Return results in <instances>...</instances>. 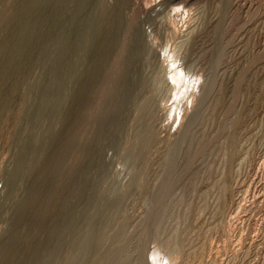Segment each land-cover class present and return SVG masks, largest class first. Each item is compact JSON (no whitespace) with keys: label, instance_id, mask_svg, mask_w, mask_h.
Returning <instances> with one entry per match:
<instances>
[{"label":"bare ground","instance_id":"obj_1","mask_svg":"<svg viewBox=\"0 0 264 264\" xmlns=\"http://www.w3.org/2000/svg\"><path fill=\"white\" fill-rule=\"evenodd\" d=\"M74 1H77V3H78V9L76 8V10L73 8V10H75V12L74 13H76L75 15L77 16V14H80L79 13V10H80V8H81V10H83L82 8H83V4L85 3L84 1L85 0H74ZM74 1H72V0H0V117L2 118V117H4L5 115H7V114H9V113H11V110H13V109H11V104L14 102V100L15 99H18L17 100V102L19 101V103L20 104H22V102H24V104H25V99H22L21 100V96L19 95V92H20V87L22 86V84H24L25 86L27 85L26 84V82L28 81V78H29V76L31 77V75H30V73L32 72V70H33V67H35V65H37L38 63H42V62H44V64L46 63V61L48 60V59H50V61H51V56H52V53H56V51H53L51 54H49V46H50V42L52 43V39L51 38H55V40L56 39H59V38H57L59 35H62V33H63V38H62V41H63V43L64 44H61V43H59V44H61V45H64V49H63V46H62V48L61 49H63V51H61V52H63L62 53V55H60L59 54V56H57L58 58L61 56V61H60V59L58 60L56 57H54L55 58V60L57 59L58 61V65H60L61 64V62H62V65H61V67L58 69V70H60V72L59 71H55V73H56V75H55V73H53V77H51V78H53V81L51 80V78L48 76L49 75V73L51 74V72L50 71H48V69H49V66H48V68H47V70L44 68V67H47V66H44L43 68L46 70V71H48L49 73H48V77L50 78L49 79V81H51V83L53 82V83H58V85L60 84L58 81H61L62 79H65V78H67V76H69L70 74H69V72H70V70H72V69H69V71L67 70L68 69V67H72L73 69H74V72H72V74H73V76L72 77H68V81H70L71 79H72V82H73V86H74V88H73V86L72 87H67L68 89H70L71 88V91L69 92V93H67L69 90L66 88V91L67 92H65V93H67L66 94V96L67 95H70V103L67 101V99H68V97H67V99H66V96H65V101H67L68 103H69V106L67 107L65 104L67 103H65V102H63V103H65L64 105H63V108L64 107H67V109H66V111H65V113H62L61 111V113L63 114H61L60 112L58 113V112H56L57 114L56 115H54V118L52 117V119L51 120H57V115H62V118H61V120L58 118V120L60 121V124H59V126H57L56 127V129H55V127L53 128V127H51L52 125H50V128L52 129H55V131L54 130H52L51 132H52V134L50 135V138H48L49 140L47 141V143H45L44 145H43V147L41 146L42 144H40V146L42 147L40 150H41V154H40V156H38V159L36 160V157H34L37 153H39V151L38 152H36V153H30L29 152V150H28V152L30 153V154H32V156H33V158H35V159H33L36 163H34V161H33V163L35 164H33L34 166H33V168L31 169V170H29V168L31 167V166H28V165H32L31 163H29L28 165H25V159H23V157H19L20 159L17 161V159H18V155L19 156H22V155H20V153H17L18 155L17 156H15V157H17V158H15L14 159V162L15 161H17L16 162V165L14 164V167H13V169H12V171L11 170H9V171H11L10 172V174L8 175L7 173H9V172H7L6 174H7V176H9L8 177V179H6V185H5V189H3L2 191L0 190V222H1V220H4V216H8V215H5L4 213H6V207L9 205L10 206V202H11V200L12 199H14L15 200V196H16V193L18 192V190H17V188L19 189V185H18V181L19 180H21V178L23 177V175H24V173H25V167H29V168H27V174H28V170L30 171V174H28V176H26V174H25V176L26 177H29L28 179H29V183H28V186L26 187V186H23V187H26V189H25V191L23 192V191H21L22 189H21V187H20V191H21V193L23 192V194L22 195H19L18 193H17V195H19V196H21L19 199H18V201L15 203V204H13V205H15L13 208H14V210L12 211V213H11V215L9 216L10 218L8 219V221H6L7 223L5 224V225H7V226H5L6 228L5 229H3L2 230V234H1V237H0V264H88V263H95V261H96V257L98 256L99 257V255H104L105 257H113L114 255H116L117 253H118V258H119V260L118 259H116V256H114L113 258H115L116 260H117V264H152V262H151V260H150V258H149V256H148V254L149 253H147L146 251H145V249L146 248H144V244L143 245H141L140 243H138V244H140L141 246H143L142 248H144V250L141 248V246L140 245H138L137 244V239L135 240L134 239V241L136 242V243H134L133 244V239H130L129 240V242H128V244L126 245V243L124 244V248H123V245H118L120 242H114L115 240H116V238L115 237H121V236H119L120 234H123V233H125L124 231H126L125 229L127 228V225H126V222H127V220L126 221H123V223L122 224H120L121 226L119 227V228H117V225H118V222L120 223V220L119 221H117L116 220V222H117V225L115 224V229L117 228V230L113 233V234H111L110 232V236H111V238L110 237H108L107 236V238H110V240H109V242H108V239L105 237L106 235H105V233H106V230H107V228L109 227V226H112L111 224H112V222L113 221H115L114 219H118V217H116L117 215L119 216L120 214V212H121V197H122V195H124L125 193H127L132 187H133V185L135 184L136 185V183H139L140 181L139 180H137L136 178H134V176H136V175H134L133 176V178H132V181H130L131 183H130V185L127 187V185H126V189H119V190H117V192L115 193L116 194V196H114L113 198L111 197V199H109L107 196L108 195H105V197H107L108 199H103V200H101V202L102 203H104V205H102V206H104V207H100V208H102V210L100 209H98L99 210V212L100 213H98V212H96V213H98V215H96V219L94 220H91L92 222L88 225V223H87V221H86V217H87V213H86V215H85V213H84V210H83V213H84V215L83 214H81L82 213V211H79L78 209H79V207H77V205L79 206V204L78 203H80V202H78L77 201V199H76V201L78 202H76L77 203V205H76V203H75V200L73 199L74 197H75V195L76 194H74V193H77L78 191H76V190H79L80 189V191H82L81 189H84V188H81L82 187V184L81 183H84V182H86L87 180L89 181V177H88V172H89V170L92 168V167H94L93 166V164L95 163V159L98 161V159L97 158H95L96 157V154H97V150H101V149H99V146H98V142H100V141H102V140H100V137L102 136V138H104L103 137V135L105 136V134H103V132H104V130H106V128L107 127H109V125H111L110 124V122L113 120L112 118H113V115H117V113L116 114H114V108L116 107H114L113 108V110L114 111H110V113H108V111H107V108L108 107H106L105 109H106V111H107V113L108 114H106V112L104 111L105 109L103 108V106H109V105H104V104H100V105H103V106H101L102 107V109H100V110H102V112H105V116H104V113H102L103 115L101 116L102 118L98 121V117L97 116H95V119H96V117L98 118L97 120H96V122L98 121L99 122V125H98V128L97 129H95V132L93 133L92 132V134H90V136L88 135H82L81 134V136H87L88 137V139L84 142L83 140V142L84 143H81V140L80 139H83V138H80L79 136V129H81L80 127H82L83 125L82 124H84L83 122H85V120L88 118V117H90V110H91V108H92V105H93V103L95 102V103H97L96 101H97V99L98 100H100L101 101V98H99V97H101L103 94H105V93H109L110 92V95H112L111 94V91H112V88H114V87H116V86H118V82L120 81V80H118V82L114 79V77H112V74H114V69H115V65H116V68H117V64L120 62L121 64H122V66H121V64L119 63L118 65H120L122 68L121 69H123V70H121L120 71V73H122L123 74V72L125 73V75L127 76L128 75V72H127V70L129 69L130 70V68L131 67H133L134 65H133V63L135 64L136 62H137V65H138V61L136 60V62H134V60H133V57H135V55L132 57V55H130L131 54V52L132 51H130L129 53V55H128V53H126V56H125V54H124V56L125 57H122L121 55H123V53H122V50H124V47L125 46H127V45H129L130 44V47L129 48H131V46H135V48H136V55H139V54H137V50L139 51L138 53H140V55H142L141 57H140V59L143 61V56H144V58H146L148 61L146 62V61H144L145 63H148L149 62V58L150 57H153V56H151V54L154 52L153 51V46H152V44L150 43V39L149 40H147V38H146V36L144 37L143 35L145 34H142V31L144 32L145 30H142V31H139V32H141V34L140 35H137L138 34V32H136V35H134L135 34V32H133V31H136V30H134L135 28H133V31H132V26L135 24V23H132V20H131V17L130 16H128L127 15V12H126V8L128 7V5H129V1L128 0H114V2H112V3H110V2H108V0H92L91 1V3L92 4H94L92 7H91V9H93L92 10V12H91V10H90V14L88 13V16L86 15V17L88 18H90V25L88 26V29H87V31H85V33L83 34L82 33V35L81 34H79V37L78 38H75V37H73V36H71V31H70V28L67 30V32H68V34H67V32H66V30L64 31V28H66V27H68L69 25L66 23V25H68V26H66V27H64L63 28V30H62V28H60L61 30H60V32H58L59 34H58V36L57 37H55V35L53 36V37H51V34H50V30H52V29H50L52 26H54L55 24L56 25H58L57 23L59 22V17H60V15L64 12V10L66 9V7L68 6V4L71 2H74ZM86 1H88V0H86ZM90 1V0H89ZM224 1V0H223ZM222 1V2H223ZM186 2V1H185ZM70 3V4H71ZM75 3V2H74ZM73 3V4H74ZM167 3V2H166ZM86 4V3H85ZM133 4V3H132ZM229 4V3H228ZM75 5H76V3H75ZM168 5V4H167ZM172 5H174V4H172ZM171 5V6H172ZM217 5V4H216ZM223 5V4H222ZM74 5H72V6H68L69 8H71V7H73ZM219 6H220V4H219ZM219 6H217L218 8H220ZM224 6V5H223ZM225 6H226V4H225ZM224 6V7H225ZM75 7V6H74ZM166 7V6H165ZM221 8V10H223V11H220V12H224V9L225 8ZM170 8V7H169ZM143 9V8H142ZM166 9H167V7H166ZM228 9V8H227ZM68 10V9H67ZM72 10V9H71ZM71 10H70V12H71ZM78 10V13L76 12ZM88 10V9H87ZM137 10V9H136ZM140 10V9H139ZM170 10H171V8H170ZM69 11V10H68ZM67 11V12H68ZM168 11V10H167ZM88 12V11H87ZM129 12V11H128ZM131 12V11H130ZM173 12V11H172ZM175 12V11H174ZM217 12H219L218 10H217ZM219 12V13H220ZM65 13H66V11H65ZM63 14L62 15V17L63 16H67V14ZM218 13V14H219ZM70 14H68V16H69ZM74 15V14H73ZM75 15H74V17L72 16V18H76L75 17ZM85 15V14H84ZM129 15H130V13H129ZM71 16V15H70ZM222 16H223V13H222ZM78 17V16H77ZM204 17V16H203ZM85 18V17H84ZM86 18V19H87ZM88 18V19H89ZM135 18V17H134ZM61 19H63V18H60V20ZM83 19V18H82ZM205 19V18H204ZM203 19V20H204ZM69 20V19H68ZM73 20V19H72ZM71 20V21H72ZM76 20V19H75ZM74 20V21H75ZM79 20V19H78ZM78 20H76V22L78 21ZM85 20V19H84ZM152 20V19H151ZM155 20V19H154ZM86 21V20H85ZM89 21V20H88ZM159 21V20H158ZM168 21V20H167ZM207 21V20H206ZM61 22V21H60ZM63 22V25H64V23H65V21H62ZM66 22H68V21H66ZM134 22V21H133ZM138 22V21H137ZM161 22V21H160ZM203 22V21H202ZM69 23H70V21H69ZM73 23V22H72ZM75 23V22H74ZM78 23H84V22H82V20L79 22L78 21ZM86 23L87 22H85V25H86ZM156 23V22H155ZM55 25V26H56ZM61 25V24H60ZM72 25V24H71ZM73 25H75V24H73ZM79 24H77V26H78ZM83 25L84 24H82V26H81V24H80V26L83 28ZM137 25V24H136ZM144 25V24H143ZM192 25V24H191ZM204 25V24H203ZM65 26V25H64ZM139 26V25H138ZM170 26V25H169ZM200 26V25H199ZM199 26H198V28H199ZM57 27V26H56ZM62 27V26H61ZM135 27H137V26H135ZM164 27V26H163ZM171 27H173V26H171ZM195 27V26H194ZM55 28V27H54ZM53 28V29H54ZM73 28H74V31H75V29L77 30V28H76V26L74 27L73 26ZM72 27H71V30L73 29ZM139 29H140V27H138ZM142 28V27H141ZM193 28V27H192ZM219 28H221V27H219ZM58 28H56L55 30H57ZM167 29H169V28H167ZM59 30V29H58ZM57 30V31H58ZM81 30V29H80ZM77 30L78 31V33H81V31H83L84 32V30H85V28L83 29V30ZM175 30V29H174ZM192 30H194V28L192 29ZM204 30V29H203ZM64 31V32H63ZM80 31V32H79ZM138 31V30H137ZM188 31V30H187ZM186 31V32H187ZM190 31H191V29H190ZM218 31H219V29H218ZM221 31H222V29H221ZM73 32V31H72ZM194 32H196V31H194ZM193 32V33H194ZM56 33V32H55ZM54 32H53V34H55ZM77 33V32H76ZM75 33V34H76ZM77 33V34H78ZM148 33V32H147ZM189 33V32H188ZM200 33V32H199ZM207 33V32H206ZM219 33V32H218ZM217 33V34H218ZM190 34V33H189ZM201 34V33H200ZM73 35H74V33H73ZM81 35V36H80ZM168 35V34H167ZM188 35V34H187ZM216 35V34H215ZM219 35V34H218ZM191 35H189V37H190ZM207 36V35H206ZM214 36V35H213ZM73 37V40H71V38ZM77 37V36H76ZM148 37V36H147ZM171 37V36H170ZM185 37V36H184ZM183 37V38H184ZM189 37H187V38H189ZM186 38V37H185ZM80 39H82V42L84 41L85 42V48L83 47V45H79V46H82L84 49H86L85 50V52L83 51V52H80V49H83V48H80L77 44L78 43H80L79 42V40ZM196 39V38H195ZM216 39H218V36L216 37ZM54 40V41H55ZM60 40V39H59ZM186 40V39H185ZM189 40V39H188ZM187 40V41H188ZM53 41V43H55L54 45H56V43H57V41L58 40H56L55 42ZM62 41H60V42H62ZM81 41V40H80ZM186 41V42H187ZM196 41V40H195ZM218 41H220V39H218ZM81 42V43H82ZM83 42V43H84ZM202 42H204L203 40H202ZM207 42V41H206ZM180 43V42H179ZM183 43V42H182ZM189 43H190V41H189ZM188 43V44H189ZM185 44V43H184ZM53 45V44H52ZM53 45V46H54ZM58 45V44H57ZM57 45L56 46H54L55 48H57ZM76 45L80 48H78V47H76ZM58 46H60V45H58ZM189 46V45H188ZM192 46V45H191ZM217 46V45H216ZM219 46V45H218ZM51 47V46H50ZM53 47V48H54ZM159 47V46H158ZM158 47H157V49H158ZM201 47V46H200ZM52 48V47H51ZM55 48L53 49V50H55ZM125 48H127V47H125ZM128 48V49H129ZM134 48V49H135ZM160 48V47H159ZM176 48V47H175ZM181 48H182V46H181ZM186 49H187V47H185ZM61 49H59L58 48V50H61ZM79 49V50H78ZM83 49V50H84ZM131 49H133V47L131 48ZM194 49V48H193ZM218 50L217 51H215V50H213L214 52L212 53L213 54V64L211 63V66H209V67H212L211 68V72H210V75H209V77L207 78V80H206V82L204 83V85H203V88H202V90H201V96H199L200 97V99H199V102H198V104H197V106L195 107V106H193V107H195L194 109H193V111L191 112V114H189V112H187L186 113V111H185V113L186 114H183L182 115V117H181V121H180V127H179V130H178V137L176 138V140H175V142L173 143L172 141V143H169V144H171L170 145V147L168 146V148H167V152H166V154H165V156H163V158H162V163H161V169L160 170H158L157 172H155L154 173V175H152L151 177H150V175L148 174V173H145V171H144V173L145 174H148V176L150 177L149 179L147 178L146 179V181H147V183L146 182H144V183H146L145 185H144V187H142L141 186V184H138V185H140V187H142V189H144V199L145 200H148V202H149V204L151 205V209L149 210V208H146V210L148 209L149 210V212H150V214L152 215L151 217H152V220L150 221L151 222V225L153 224V225H155V228L152 230V231H154V232H152V233H154L153 235H154V237L156 236H159L160 237V235L161 234H163V232L165 231V222H163V221H166V219H164V218H167V217H165V216H167L166 215V211L169 209L170 210V208H168V202H170L169 201V198H173L174 199V195H175V189H177V188H182V191H183V194L185 193V195L183 196V197H186V195L188 196V197H190L191 196V194H192V196H194L196 193H198L199 191H201L202 189L200 188L201 187V185H202V183H206V179L208 178V176L207 175H209V174H207V172H208V169L210 168L209 166H210V164H209V166H208V161H209V158H210V156L214 153V152H216L215 151V148H216V144H217V139H218V134L221 132V130L223 129V131H224V128H225V125H223L224 123L222 122L223 120V115H222V113H223V111H222V113L220 114V112H219V109H218V107H219V104H220V102L223 104L224 102H222L223 101V99L222 100H220L221 99V97L218 99L216 96V98H217V100H219V101H216L212 106L213 107H210L211 108V110L212 111H210V114H211V112H212V116H211V118L213 117V121H214V117L216 116V115H219L220 116V118L218 119V122L217 123H220L219 125H215V126H213V125H211V126H213V127H215L214 129H209L210 131H207V130H202V129H199L198 128V126L196 127V125L195 124H197V123H199L200 121H202L201 119L204 117V112L205 111H207V109H208V107H209V105H210V103H208L207 104V100L209 99V97H211L210 96V94H212V91H214L215 90V86H216V82H217V80H216V75H215V71H213L214 70V68H215V64L218 62V60L220 59V57H222V54H223V51L224 50H222L221 51V49H220V47H218L217 48ZM51 50V49H50ZM156 50V49H155ZM187 50H189V49H187ZM125 51L126 50H124V53H125ZM158 51V50H157ZM175 51H177L176 49H175ZM60 52V53H61ZM190 52V51H189ZM188 52V53H189ZM205 52V51H204ZM253 52V51H252ZM251 52V53H252ZM58 53V52H57ZM132 53H134V52H132ZM192 53V52H191ZM185 54V53H184ZM258 54V53H257ZM51 55V56H50ZM55 55V54H54ZM157 55H159V54H157L156 53V56ZM173 55V54H172ZM179 54L178 53H176V56H178ZM188 55V54H187ZM186 55V56H187ZM204 55V54H203ZM211 55V54H210ZM50 56V57H49ZM156 56H154L155 58H156ZM171 56V55H170ZM186 56H184L183 58H185ZM138 57V56H137ZM158 57V56H157ZM172 57H175V56H172ZM181 57V56H180ZM199 57V56H198ZM202 57V56H201ZM54 58H53V60H54ZM188 58V57H187ZM135 59H136V57H135ZM138 59V58H137ZM153 59V58H152ZM156 59H158V58H156ZM160 59V58H159ZM171 59V58H170ZM180 59V58H179ZM189 60V59H188ZM197 60V59H196ZM224 60V59H223ZM49 61V62H50ZM119 61V62H118ZM156 61H158V60H156ZM159 61H161V60H159ZM186 61V60H185ZM192 61H195V59L194 60H192ZM48 62V63H49ZM54 62V61H53ZM56 62V61H55ZM56 62V63H57ZM118 62V63H117ZM141 62V61H140ZM140 62H139V64H140ZM154 62V61H153ZM152 62V63H153ZM175 62H176V60H175ZM183 62V61H182ZM56 63H54L55 65V67H58V65H56ZM60 63V64H59ZM142 63V62H141ZM162 63V62H161ZM170 63V62H169ZM173 63H174V60H173ZM180 63V62H179ZM47 64V63H46ZM45 64V65H46ZM50 64H52V66H53V63H52V61H51V63ZM50 64H48V65H50ZM143 64V68L146 66V64H145V66H144V63H142ZM156 64H160L159 62L158 63H156ZM178 64V63H177ZM181 64V63H180ZM183 64V63H182ZM218 64V63H217ZM216 64V65H217ZM148 65H150V64H148ZM153 65H155L154 63H153ZM161 65V68H160V66L158 67V70H156L155 69V72H151V70H150V72L148 73V72H146V70L145 69H143V68H140V71H139V69H138V75L135 73V70H137V69H135L134 70V73H135V79L136 80H131V81H134L135 83H134V86L136 85V86H138L137 87V90H134V91H136V93H135V95H133V96H130V95H132L133 94V92L131 93V94H129L128 93V91L129 90H132L131 88L128 90V91H126V90H124L125 88H123V87H121L122 85H121V83H120V87L121 88H119V87H117V88H119V89H121L122 90V88H123V90L124 91H120V90H118L120 93H118V95L119 94H121L122 96V98H123V96L124 97H127V96H129V97H131V100L134 102V105L136 104L137 105V112H135V113H137L136 114V116H135V121H134V123L136 122L137 123V126H139L138 128H140V129H143V131L141 132V134H142V136L140 137L142 140H141V142L140 143H138V145H137V143L136 144H134V146L133 145H131V146H133L134 148H132V147H130L129 146V148H128V150L130 151V154H129V152H128V154H129V157H130V160L134 163V166L135 165H140V164H142L143 165V163L144 162H146V160L148 159V157H150V154H151V152L152 151H154L153 150V148H152V146H155L158 142H160V141H164L163 139H164V137H162L158 132H157V130H155L154 128V126H152V124H151V120H152V117L153 116H155L154 115V113H155V110H169V109H171V108H167V106L165 105L167 102H165L168 98L166 97V92L164 93V91H165V89H167L168 87H170L171 85H172V81H170V78H168V77H166L167 76V74L165 75V73H166V71L167 70H165V67L166 66H164V68L162 67L163 66V63L162 64H160ZM183 65H185V64H183ZM51 66V65H50ZM53 66V67H54ZM140 66V65H139ZM142 66V65H141ZM140 66V67H141ZM158 66V65H157ZM168 66V65H167ZM187 66V65H186ZM190 66H191V64H190ZM54 67V68H55ZM136 67V66H135ZM150 67V66H149ZM185 67V66H184ZM205 67V66H204ZM203 67V68H204ZM242 67V66H241ZM137 68H139L138 66H137ZM154 68H156V67H154ZM153 68V69H154ZM160 68V69H159ZM167 68H169V67H167ZM188 68H189V66H188ZM193 68V67H192ZM55 69H57V68H55ZM55 69H53V70H55ZM132 69V71H130V72H133V69L134 68H131ZM147 69V68H146ZM44 70V71H45ZM50 70H52V68H50ZM64 70L66 71L67 70V72H68V75L66 76V77H64L63 78V76H65V75H63L64 73H66V72H64ZM117 71H118V68L116 69ZM119 70H120V68H119ZM164 70H165V73H164ZM182 70V69H181ZM187 70V69H186ZM209 70V69H208ZM229 70V69H228ZM263 70V69H262ZM43 71V72H44ZM169 71V70H168ZM168 71H167V73H168ZM57 72L59 73V74H57ZM64 72V73H63ZM126 72H127V74H126ZM195 72H197V70L195 71ZM209 72V71H208ZM36 73V72H35ZM63 73V74H62ZM191 73V72H190ZM44 74V73H43ZM62 74V75H61ZM118 74H119V72H118ZM121 74V75H122ZM206 74V73H205ZM260 74V73H259ZM258 74V75H259ZM45 75H46V73H45ZM44 75V76H45ZM124 75V76H125ZM132 74H129V77L131 76ZM134 75V74H133ZM136 75L138 76V77H136ZM256 75V74H255ZM45 77V80H48L47 78L48 77ZM51 76V75H50ZM114 76H116V74H114ZM117 76H119V75H117ZM116 76V77H117ZM124 76H119L120 77V79H122ZM180 74H179V79H180ZM41 77V76H40ZM61 77H62V79H61ZM109 77H112L114 80H112V81H114V82H112L111 81V83H109V84H112V87L111 86H107V80L108 79H110ZM122 77V78H121ZM129 77L127 76V78L129 79ZM132 77V76H131ZM207 77V76H206ZM42 78L43 77H41V82H42ZM111 78V79H112ZM134 78V77H133ZM30 79V78H29ZM110 79V80H111ZM124 79V78H123ZM127 79V80H128ZM131 79V78H130ZM242 79V78H241ZM45 80H43L44 82H45ZM109 80V81H110ZM177 80V79H176ZM205 80V79H204ZM37 81H39V78H38V80ZM68 81H66V82H68ZM125 81V80H124ZM235 81V80H234ZM30 83H31V81H29ZM44 82H42V83H44ZM62 82H63V80H62ZM61 82V83H62ZM65 82V81H64ZM121 82H122V80H121ZM126 82H128V81H126ZM130 82V81H129ZM128 82V83H129ZM48 83V84H47ZM51 83H49L48 81H46V83L45 84H47V85H50ZM123 83V82H122ZM127 83V84H128ZM175 83H177V81L176 82H174V84ZM71 84V83H70ZM129 84H131V83H129ZM128 84V85H129ZM202 84V83H201ZM29 85V84H28ZM37 85V84H36ZM44 85V84H43ZM53 85V84H52ZM58 85H56V86H58ZM62 85V84H61ZM64 85H68V84H63V86ZM72 85V84H71ZM127 85V86H128ZM196 85V84H195ZM30 87H32L31 85H29ZM29 86H26V88L27 87H29ZM34 86H35V83H34ZM39 86V88H40V85H38ZM55 86V87H56ZM63 86H61V87H63ZM125 86V85H124ZM126 86V87H127ZM132 86V85H131ZM133 86V87H134ZM135 86V87H136ZM151 87V90H152V95L151 96H148V95H150V94H147V96L145 97L144 96V93H145V89H147L148 87ZM175 86H176V84H175ZM174 86V87H175ZM227 86V85H226ZM36 87V86H35ZM51 88L53 87V86H50ZM60 86H58L57 87V91H58V88H59ZM129 87V86H128ZM127 87V88H128ZM172 87V86H171ZM174 87H173V89H174ZM34 88V87H33ZM36 88H38V87H36ZM43 88H46V85H45V87H42V89ZM47 88H49V86L47 87ZM46 88V89H47ZM51 88H49V90H48V93H50L49 91L51 90ZM64 88V87H63ZM63 88H61V90L63 89ZM126 88V89H127ZM218 88V87H217ZM232 88V87H231ZM245 88H247V87H245ZM29 89V88H28ZM42 89L40 88V89H38L39 90V92H40V90L42 91ZM72 89H73V91H72ZM116 89V88H115ZM115 89H113V91L115 90ZM149 89V88H148ZM214 89V90H213ZM222 89V88H221ZM228 89V88H227ZM37 89H35L34 90V92H35V94L37 95V91H36ZM54 90V88H52V90L51 91H53ZM56 90V89H55ZM60 90V88H59V93L57 92V91H55V95H56V98L58 97V95L56 94V92L58 93V94H62L61 96H63L64 97V89L62 90L63 91V93L62 92H60L61 91ZM117 90V89H116ZM150 90V91H151ZM170 90H171V88H170ZM169 90V91H170ZM193 90H194V88H193ZM225 90V89H224ZM22 91V90H21ZM29 91V90H28ZM31 91V90H30ZM29 91V92H30ZM44 91V90H43ZM117 91V92H118ZM147 91V90H146ZM216 91V90H215ZM230 91V90H229ZM25 92H27V89H26V91H24L23 92V94L21 93V95H23V97H24V93ZM29 92H27V93H29ZM34 92L32 93V94H34ZM45 92V91H44ZM43 92V93H44ZM117 92H116V95H117ZM149 92V91H148ZM168 92V91H167ZM171 92H173V90L172 91H170V94H171ZM193 92V91H192ZM42 93V92H41ZM41 93H38V95H37V97L40 95L41 96ZM46 93H47V91H46ZM112 93H114V92H112ZM150 93V92H149ZM257 93V92H256ZM32 94H30L31 96H33ZM35 94H34V96H35ZM51 95L53 94V93H50ZM168 94V93H167ZM173 94V93H172ZM193 93H191V95H192ZM226 94V93H225ZM19 95V96H18ZM26 95V94H25ZM29 94H27V96H28ZM43 95H45V93L43 94ZM41 96V97H43L42 99H44V97L45 96ZM54 95V94H53ZM59 95V96H60ZM169 95V94H168ZM219 95V94H218ZM231 95V94H230ZM255 95H257V94H255ZM33 96V98H35ZM46 96L48 97L49 96V98H50V95H48V94H46ZM60 96V97H61ZM108 96H109V94H108ZM112 96H115V95H112ZM111 96V98H113L114 100H115V98L114 97H112ZM41 97H40V99H41ZM46 97V98H47ZM63 97L61 98V99H63ZM105 97H106V95H105ZM118 97V96H117ZM116 97V98H117ZM120 97V96H119ZM119 97H118V99H119ZM120 97V98H121ZM128 97V98H129ZM121 98V99H122ZM167 98V99H166ZM189 98V97H188ZM227 98V97H226ZM28 99H30L29 97H28ZM28 99L26 100V101H28ZM53 99H55V98H53ZM60 99V98H59ZM109 99V98H108ZM125 99V98H124ZM193 99V98H192ZM233 99H234V97H233ZM232 99V100H233ZM257 99V98H256ZM32 100H34V99H30L29 101L31 102ZM45 100V99H44ZM47 100H48V98H47ZM47 100H45V101H47ZM50 100H52V96H51V98H50ZM63 100V101H64ZM107 100V99H106ZM105 100V101H106ZM113 100V101H114ZM120 100V99H119ZM119 100H117V101H119ZM127 100V99H126ZM130 100V99H129ZM211 100H213V99H211ZM211 100H210V102H211ZM38 101H39V99H38ZM43 101V100H42ZM44 101V102H45ZM57 101V103H58V100H56ZM55 101V102H56ZM100 101L98 102V103H100ZM111 101V100H110ZM116 101V102H117ZM121 101H123V99L121 100ZM169 101H170V99H169ZM238 101V100H237ZM41 102V101H40ZM43 102V103H44ZM47 102H49V101H47ZM52 102H54V100L52 101ZM51 102V103H52ZM60 102H62V101H60ZM59 102V103H60ZM129 102V101H128ZM179 102V101H178ZM177 102V103H178ZM18 103V104H19ZM34 103H35V101H34ZM42 103V104H43ZM67 103V104H68ZM94 103V104H95ZM103 103H105V102H103ZM108 103V102H107ZM113 104L115 103V102H112ZM122 103V102H121ZM121 103L120 104H118V103H115L117 106L118 105H121ZM123 103L124 104H126V105H128L129 103H125L124 101H123ZM123 103H122V107H123ZM132 103V102H131ZM213 103V102H212ZM26 104H27V102H26ZM30 104V103H29ZM31 104H32V102H31ZM46 104V103H45ZM45 104H44V106H45ZM50 106H52L53 107V103H52V105L50 104V103H48ZM55 104V106H57L58 107V104H56V103H54ZM106 104V103H105ZM108 104H110V103H108ZM114 104V105H115ZM133 104V103H132ZM132 104H129L128 106H130V107H132ZM227 104V103H226ZM235 104V103H234ZM249 104V103H248ZM17 105V104H16ZM34 105V104H33ZM32 105V106H33ZM35 105H37V103L35 104ZM40 105H41V103L39 104V107H37V108H40ZM49 105H47L48 107H49ZM60 105V107L62 108V104H59ZM96 105V104H95ZM113 105V106H114ZM125 105V106H126ZM133 105V106H134ZM22 106V105H21ZM20 106V107H21ZM24 106H26V105H24ZM29 107H30V105H28ZM27 106V107H28ZM31 106V107H32ZM42 106V105H41ZM46 106V107H47ZM112 106V105H111ZM110 106V107H111ZM112 106V107H113ZM127 106V107H128ZM179 106V105H178ZM178 106H177V108L176 109H178ZM224 106V105H223ZM236 106V105H235ZM255 106V105H254ZM26 107V108H27ZM35 107V106H34ZM34 107L32 108V110H34ZM47 107V108H48ZM93 107H95V106H93ZM97 107V106H96ZM100 107V106H99ZM111 107V108H112ZM129 107V108H130ZM170 107V106H169ZM25 108V107H24ZM41 108H43V107H41ZM40 108V109H41ZM54 108V107H53ZM53 108H51V109H53ZM56 108V107H55ZM63 108H62V110H63ZM128 108V109H129ZM133 108V107H132ZM135 108V107H134ZM133 108V109H134ZM223 108V107H222ZM18 109H19V107H18ZM29 109H31V108H28V110ZM58 109V108H57ZM56 109V110H57ZM60 109V108H59ZM65 109V108H64ZM93 109V108H92ZM104 109V110H103ZM242 109V108H241ZM23 111V106L21 107V109H20V111ZM28 110H26L25 109V111H28ZM32 110H31V112H32ZM37 110V109H36ZM36 110L34 111L35 112V114H37L38 113V118L40 117V115L39 114H41L40 112H42V110H44V108L40 111L39 109H38V111H37V113H36ZM49 110H50V107H49ZM56 110H54L53 109V111H56ZM95 110H98L97 108L95 109ZM108 110H109V108H108ZM116 110H118L117 108H116ZM121 110L123 111V109L121 108ZM121 110H119V111H121ZM125 110V109H124ZM131 110V109H130ZM130 110H129V112H130ZM172 110V109H171ZM187 110H189V109H187ZM222 110V109H221ZM225 110V109H224ZM16 112L14 113V111H12L13 112V117H14V119H13V122L14 123H11V125H13L14 127L12 128V130H10V128H9V131H8V134L6 133L5 134V137L7 138V140H8V143L10 144L12 141H13V139H14V137H15V132L17 131V130H19V125L17 126V123H19L20 124V121H21V117H23L22 115H21V117H19V114H20V112L18 113V111L17 110H15ZM40 111V112H39ZM45 111H47L48 112V110L46 109ZM44 111V115L43 116H46L47 117V115H46V113L47 112H45ZM51 111L52 110H50V113H51ZM93 111V110H92ZM126 111H127V108H126ZM126 111H125V113H123L124 114V116H128L127 114H129V113H127L126 114ZM260 111V110H259ZM93 112H95V111H93ZM92 112V113H93ZM97 112L98 111H96V115H98V114H100L99 112H98V114H97ZM158 111H156V113H157ZM164 112V111H163ZM171 112V111H170ZM174 112V111H173ZM225 112V111H224ZM27 113V112H26ZM25 113V114H26ZM132 114H131V117H132V115H133V113L134 112H131ZM155 113V114H156ZM166 113H169V112H166ZM176 110H175V115H176ZM230 113V112H229ZM250 113V112H249ZM21 114H22V112H21ZM30 115L32 114V113H29ZM29 114H26V115H29ZM95 114V113H94ZM120 114V113H119ZM161 114H162V112H161ZM209 114V115H210ZM224 114V113H223ZM11 115H12V113H11ZM29 115V116H30ZM59 115V116H60ZM121 115H122V113H121ZM130 115V114H129ZM225 115V114H224ZM10 116V115H9ZM33 116H34V113H33ZM33 116H32V118H33ZM36 116V115H35ZM49 116V115H48ZM57 116V117H56ZM94 116L92 115V117H93V119H94ZM99 116V117H100ZM163 116V115H162ZM164 116H165V114H164ZM163 116V117H164ZM169 116H170V114H169ZM208 116V115H207ZM233 116V115H232ZM6 117V116H5ZM18 117H19V119H20V121L18 122L17 120H18ZM56 117V118H55ZM117 117V116H116ZM130 117V118H131ZM162 117V119H164ZM175 117V116H174ZM227 117V116H226ZM244 117H245V115H244ZM1 118H0V130H2V128H1V126H3L2 125V120H1ZM28 118V117H27ZM45 118V117H44ZM121 118V117H120ZM125 118V117H124ZM155 118V117H154ZM208 118V117H207ZM210 118V117H209ZM216 118V117H215ZM241 118V117H240ZM3 119V118H2ZM23 119H25L24 117H23ZM22 119V120H23ZM35 119H37V117L36 118H34V120ZM40 119H43L42 118V116L40 117ZM40 119H38L39 121H40ZM47 119V118H46ZM49 119V118H48ZM47 119V120H48ZM116 119V118H115ZM126 119V118H125ZM125 119H124V121H125ZM157 119H158V117H157ZM156 119V120H157ZM11 120V119H10ZM31 120V121H30ZM30 120L28 119V121H30L29 123H31V122H33L32 120L33 119H31V117H30ZM50 120V121H51ZM88 120V119H87ZM86 120V121H87ZM117 120H119V118L117 119ZM121 120H123V119H121ZM128 120V119H127ZM155 120V119H154ZM172 120V119H171ZM175 120V119H174ZM209 120V119H208ZM219 120H220V122H219ZM236 120H237V117H236ZM241 120V119H240ZM24 121V120H23ZM27 121V120H26ZM39 121H38V126H39V124H41V123H39ZM42 121V120H41ZM46 121V120H45ZM50 121L48 120V122L50 123ZM53 121V122H54ZM89 121H91V120H89ZM95 121V120H94ZM114 121H116V120H114ZM114 121H113V123H114ZM162 121V120H161ZM165 121V120H164ZM173 121V120H172ZM203 121H204V119H203ZM207 121V120H206ZM211 121H212V119H211ZM6 122V121H5ZM35 123H37V120L36 121H34ZM47 122V123H48ZM88 122V121H87ZM125 122H127V124H128V121H125ZM131 122V121H130ZM158 122V121H157ZM224 122H226V121H224ZM228 122V121H227ZM231 122V121H230ZM236 122V121H235ZM22 123V122H21ZM34 123V124H35ZM90 123V122H89ZM91 123H92V125H94L93 124V121H91ZM120 123H121V121H120ZM119 123V124H120ZM131 123H133V122H131ZM174 123V122H173ZM201 123V122H200ZM204 123V122H203ZM209 123V122H208ZM211 123H213V122H211ZM210 123V124H211ZM234 123V122H233ZM249 123V122H248ZM262 123V122H261ZM10 124V123H9ZM24 124V123H23ZM27 124H28V122H27ZM56 123H54V125H55ZM87 124V123H86ZM98 124V123H97ZM124 124V123H123ZM159 124V123H158ZM202 124V123H201ZM207 124V123H206ZM252 124V123H251ZM22 125V124H21ZM29 125V124H28ZM32 125V124H31ZM36 125V126H37ZM42 125V124H41ZM45 125V124H44ZM57 125V124H56ZM55 125V126H56ZM82 125V126H81ZM114 125V124H113ZM126 125V124H125ZM134 125V124H133ZM155 125H156V123H155ZM167 125V124H166ZM198 125V124H197ZM230 125V124H229ZM228 125V126H229ZM246 125V124H245ZM24 126H26L25 124H24ZM34 126V125H33ZM35 126V127H36ZM88 126H89V124H88ZM95 126H96V124H95ZM115 126H116V124H115ZM130 126V125H129ZM157 126V125H156ZM167 126H169V125H167ZM172 126H173V124H172ZM208 126V125H207ZM206 125H205V127L204 128H206L207 127ZM231 126V125H230ZM242 126V125H241ZM11 127V126H10ZM16 127L18 128V129H16ZM27 127H29V126H27ZM26 127V129H28ZM40 127V126H39ZM38 127V128H39ZM42 128H43V125L41 126ZM46 127V126H45ZM44 127V128H45ZM48 127H49V124H48ZM47 127V128H48ZM90 127V126H89ZM89 127H84V128H89ZM122 127V124H120V128ZM124 127V126H123ZM127 127V126H126ZM134 127H135V125H134ZM159 127V126H158ZM162 127H163V125H162ZM213 127H211V128H213ZM8 128V127H7ZM31 128H32V126H31ZM30 128V129H31ZM37 128V127H36ZM36 128H34V129H36ZM49 128V129H50ZM95 128V127H94ZM118 128H119V126H118ZM119 128V129H120ZM133 128V127H132ZM157 128V127H156ZM173 128V127H172ZM251 128V127H250ZM20 129H21V126H20ZM23 129H25V127L23 128ZM23 129H22V133H23ZM25 129V130H26ZM108 129V128H107ZM113 129V128H112ZM114 129H116V128H114ZM113 129V130H114ZM125 129V128H124ZM134 129V128H133ZM137 129V128H136ZM170 129V128H169ZM226 129H228V127L226 128ZM259 129V128H258ZM29 130V129H28ZM39 130L40 131H38V132H41V134L43 135V133H42V130H41V128H39ZM47 130V129H46ZM44 131V132H46L47 133V131ZM83 130V129H82ZM91 130H93V129H91ZM90 130V131H91ZM109 131H111V132H113L112 130H110V129H108ZM121 130H122V128H121ZM127 130H128V128H127ZM126 130V131H127ZM171 130V129H170ZM200 130H202V131H200ZM31 131V130H30ZM29 131V132H30ZM32 131H33V129H32ZM81 131V130H80ZM84 131H85V129H84ZM88 131V130H87ZM89 131V132H90ZM115 131V130H114ZM117 131H118V129L116 130V135L117 134H119V133H117ZM125 131V130H124ZM123 131V132H124ZM141 131V130H140ZM161 130H159V132H160ZM229 131V130H228ZM243 131V130H242ZM27 132V131H26ZM26 132H24L23 134H27ZM29 132H28V134H29ZM34 132V133H33ZM33 132H31V135H33V134H35L36 135V133H35V131H33ZM37 132V131H36ZM82 132V131H81ZM80 132V133H81ZM86 132V131H85ZM108 132V131H107ZM110 132V133H111ZM121 132V131H120ZM137 132V131H136ZM168 132V131H167ZM264 132V131H263ZM2 133V132H1ZM18 133V132H17ZM20 133V132H19ZM19 133H18V135H19ZM46 133H44V134H46ZM109 133V134H110ZM122 133V132H121ZM126 133V132H125ZM227 133V132H226ZM241 133H243V132H241ZM50 134V133H49ZM49 134H48V136H49ZM86 134H88V132L86 133ZM101 134H103V135H101ZM107 134V133H106ZM112 134H114V133H112ZM123 134V133H122ZM138 134H140V132L138 133ZM167 134V133H166ZM166 134H165V136H166ZM168 134H169V132H168ZM222 134V133H221ZM234 134H236V133H234ZM253 134V133H252ZM3 135V134H2ZM30 135V134H29ZM40 135V134H39ZM38 135V137H40ZM115 135V134H114ZM114 135H112L111 137H113ZM120 135V134H119ZM130 135V134H129ZM128 135V136H129ZM220 135V134H219ZM227 136H229L228 134H226ZM21 136V135H20ZM25 136V135H24ZM23 136V137H24ZM34 136V135H33ZM46 136V135H45ZM44 136V137H45ZM123 136V135H122ZM131 136V135H130ZM169 136V135H168ZM240 136V135H239ZM18 137V136H17ZM26 137L28 138V136L26 135ZM36 137V136H35ZM34 137V138H35ZM47 137V136H46ZM109 137V136H108ZM118 137V136H117ZM120 137H121V135H120ZM133 137V136H132ZM250 137V136H249ZM255 137V136H254ZM261 137V136H260ZM19 138V137H18ZM22 138V137H21ZM32 137L30 136V139H31ZM33 138V139H34ZM41 138V137H40ZM85 138V137H84ZM106 138V137H105ZM116 140H119V139H117L116 137H114ZM119 138V137H118ZM137 138V137H136ZM166 138L168 139V137L166 136ZM165 138V139H166ZM26 139V138H25ZM33 139H31V140H33ZM35 139H37V138H35ZM86 139V138H85ZM107 139V138H106ZM108 139H110V138H108ZM122 139H123V137H122ZM119 140V141H123V140ZM128 139H129V137H128ZM131 140H132V138H130ZM139 139V138H138ZM225 139V138H224ZM254 139H256V138H254ZM14 140H16V139H14ZM22 140V139H21ZM20 140V141H21ZM31 140H30V142H31ZM44 140H46V139H44L43 138V141ZM100 140V141H99ZM115 140V141H116ZM135 140V139H134ZM137 140V139H136ZM169 140V139H168ZM241 140V139H240ZM262 140V139H261ZM16 141H19V140H16ZM23 141V144H24V139L22 140ZM27 141V140H26ZM38 143H37V145L39 144V142L41 141V143L43 142L42 141V138L41 139H39V140H36ZM112 142L114 141V140H111ZM125 141V140H124ZM124 141H123V143H124ZM133 141V140H132ZM131 141V142H132ZM140 141V140H139ZM263 141V140H262ZM4 142V141H3ZM15 142V141H14ZM13 142V143H14ZM33 142V141H32ZM46 142V141H45ZM104 142V141H103ZM108 141H106V143H107ZM109 142H110V140H109ZM117 142V141H116ZM121 142H117V143H119V147H121L120 146V143ZM166 142V141H165ZM229 142H230V144H228V145H230V146H228V147H226V149L227 148H229L228 150H226V151H228L227 153H228V156H227V162H228V164H227V167H226V170L224 171V172H222L223 174V178L221 177V180H218V178H217V180H218V188H217V186H216V188L218 189L217 191H218V203H219V205L218 204H216V206L218 205V207L219 208H217L218 210H219V212H220V214L219 215H221L220 216V219L222 218V220H221V222H219V220H218V223H221V224H219V226L221 225V226H223V228H225V230H226V233L227 232H229V230H232L231 228V226L233 225V223L231 222V220H232V218H228V217H230V213H232V212H234V213H238V209L240 208V207H242L243 206V203H242V201H243V199H245L246 197H245V195H243V194H241L240 196H238L239 194H237V196L239 197H237V198H235L234 196V194H236L235 193V190H237L236 192H239V189H237V187H235V183H234V177H233V175L234 174H237V172H236V164L237 163H239L238 161H236L237 163H235V160H236V155H238L237 153L238 152H240V151H238V149H240V147L238 148V145H239V143H238V141L235 139V136H231L230 135V137H229ZM253 142V141H252ZM1 143V142H0ZM21 143V142H20ZM26 143V142H25ZM36 143V142H35ZM123 143H121L122 145H123ZM129 143V142H128ZM221 143V142H220ZM244 143V142H243ZM260 143V142H259ZM17 144H18V142H17ZM27 144V143H26ZM32 144H34V143H32ZM81 144H82V146H81ZM110 144H112V143H110ZM114 144H115V142H114ZM132 144V143H131ZM162 145L163 143H159V145ZM12 145V144H11ZM99 145H105V143H101V144H99ZM108 145V144H107ZM115 145H117V144H115ZM125 145H127V144H125ZM137 145V146H136ZM219 145V144H218ZM222 145V144H221ZM224 145V144H223ZM241 145H243V144H241ZM21 146H23V145H21L20 144V149L19 150H21V149H24V150H26L25 148H24V146H23V148L21 147ZM27 146V145H26ZM32 146H35V145H31V147ZM39 146V145H38ZM37 146V147H38ZM79 146H81L82 148V153H79V154H81V156L79 157V160L77 161V163H73V162H71L70 160V155H71V153H72V151H74V149L75 148H77V147H79ZM163 146V145H162ZM227 146V145H226ZM250 146H252V145H250ZM249 146V147H250ZM18 147H19V145H18ZM29 147H30V145H29ZM36 147V146H35ZM35 147L33 148L34 150H35ZM103 147H106V145L105 146H103ZM109 147H112V148H109ZM109 149H111V151L113 150V148L115 147L113 144H112V146H110L109 145ZM117 147V146H116ZM160 147V146H159ZM158 147V145H157V147L156 148H159ZM40 148V147H39ZM100 148H102L101 146H100ZM107 147L105 148V149H108ZM118 148V147H117ZM125 148V147H124ZM131 148H132V150H131ZM165 148V147H164ZM222 148V147H221ZM220 148V149H221ZM246 148V147H245ZM262 148V147H261ZM27 149H31V148H27ZM103 149L104 148H102V151H103ZM246 149H249V148H246ZM38 150V149H37ZM79 150V152H80V149H78ZM118 150V149H117ZM128 150H126V151H128ZM219 150V149H218ZM27 151V150H26ZM26 151H24V152H26ZM31 151H32V149H31ZM36 151V150H35ZM34 151V152H35ZM76 152H77V150H75ZM105 151V150H104ZM103 151V152H104ZM114 151V150H113ZM121 151V150H120ZM125 151V152H126ZM251 151V150H250ZM18 152V151H17ZM23 152V153H24ZM33 152V151H32ZM115 152H116V149H115ZM164 152V151H163ZM247 151H245V153H246ZM21 153H22V151H21ZM106 153H107V151H106ZM105 152H104V155L106 154ZM109 153H112L113 154V152H109ZM121 153V152H120ZM161 153V152H160ZM226 153V154H227ZM24 154H26V153H24ZM29 154V155H30ZM76 154H78V153H75V155ZM78 154V155H79ZM99 154V153H98ZM103 154V153H102ZM101 154V155H102ZM112 154H111V157L110 158H112ZM116 154V153H115ZM162 154V153H161ZM219 154V153H218ZM221 154V153H220ZM225 154V153H224ZM240 155H241V153H239ZM28 155V154H27ZM75 155H73L71 158H73V160L74 159H76V158H78V155H76L77 157H75L74 158V156ZM152 155V154H151ZM154 155V154H153ZM152 155V156H153ZM239 155V156H240ZM243 155V154H242ZM253 155V154H252ZM259 155V154H258ZM24 156V155H23ZM32 156H29L30 157V159H31V157ZM37 156V155H36ZM97 156H99V155H97ZM107 156H109V155H107ZM162 156V155H161ZM218 156V155H217ZM223 156V155H222ZM226 156V155H225ZM250 156H251V154H250ZM264 156V155H263ZM123 157H124V154H123ZM128 157V156H127ZM126 157V158H127ZM128 157V158H129ZM156 157V156H155ZM216 157V156H215ZM215 157H213V159L215 158ZM247 157H248V154H247ZM246 157V158H247ZM252 157V156H251ZM260 157V156H259ZM28 157H26V159H27ZM105 159H106V157H104ZM154 158V157H153ZM218 158V157H217ZM222 158V157H221ZM262 158V157H261ZM10 159V158H9ZM105 159H103L102 158V160H105ZM115 159V158H114ZM156 159V158H155ZM250 159V158H249ZM72 160V161H73ZM237 160H238V157H237ZM240 160H241V158H240ZM242 160H244V159H242ZM241 160V161H242ZM107 161H109V160H107ZM111 161V160H110ZM112 161H113V159H112ZM151 161V160H150ZM158 161H160V160H158ZM211 161L214 163V160H212L211 159ZM216 161V160H215ZM27 162V161H26ZM32 162V161H31ZM104 162H106V160L104 161ZM104 162H102V163H104ZM121 162V161H120ZM128 162V161H127ZM131 162V163H132ZM210 162V161H209ZM244 162V161H243ZM249 162H250V160H249ZM98 163H100L99 161H98ZM107 164H108V162H106ZM146 163H148V161L146 162ZM158 163V162H157ZM241 163V162H240ZM27 164V163H26ZM106 164V165H107ZM128 164H130V163H128ZM222 164V163H221ZM245 164H246V162H245ZM249 164V163H248ZM99 164H97V166H98ZM104 165V164H103ZM102 164H101V166H103ZM106 165H104V167L106 166ZM115 165V164H114ZM149 165V164H148ZM160 165V164H159ZM225 165H226V162H225ZM238 166H239V164H237ZM259 165V164H258ZM7 166V165H6ZM96 166V167H97ZM100 166V165H99ZM157 166V165H156ZM211 166H212V164H211ZM241 166V165H240ZM243 166V165H242ZM246 166V165H245ZM112 167H114L113 165H112ZM129 167H131V166H129ZM137 167H140V166H136V168ZM144 167H145V165H144ZM151 167V166H150ZM158 167V166H157ZM250 167V166H249ZM8 168V167H7ZM115 168V167H114ZM132 168V167H131ZM134 168V167H133ZM141 168V167H140ZM149 168V167H148ZM213 168V167H212ZM241 168V167H240ZM240 168H238L237 170H239ZM242 168H244V167H242ZM10 169H11V167H10ZM93 169V168H92ZM91 169V170H92ZM96 169V168H95ZM98 169V168H97ZM102 169V168H101ZM110 169H112L113 170V168H110ZM109 169V170H110ZM121 169V168H120ZM142 169V168H141ZM147 169V168H146ZM153 169V168H152ZM158 169V168H157ZM90 170V171H91ZM94 170V169H93ZM112 170H110V171H112ZM134 170V169H133ZM132 170V171H133ZM139 170V169H138ZM156 170V169H155ZM219 170V169H218ZM221 170H224V167H223V169H221ZM99 171H101L100 170V168H99ZM99 171H97L96 170V173L95 174H98L99 173ZM117 171V170H116ZM120 171V170H119ZM137 171V170H136ZM211 171V170H210ZM248 171V170H247ZM102 172H103V170H102ZM109 172V171H108ZM140 172H141V170H140ZM153 172V171H152ZM216 172H218L219 173V171H216ZM236 172V173H235ZM239 172H240V170H239ZM238 172V173H239ZM244 172V171H243ZM261 172V171H260ZM92 173V171L90 172V174ZM94 173V172H93ZM106 173V172H105ZM143 173V174H144ZM209 173V172H208ZM221 173V172H220ZM1 174V173H0ZM116 174V173H115ZM252 174V173H251ZM30 175V176H29ZM94 175V174H93ZM101 175V174H100ZM107 175V174H106ZM114 175V174H113ZM140 175V174H139ZM211 175V174H210ZM214 175V174H213ZM217 175V174H216ZM242 175V174H241ZM244 175V174H243ZM246 175V174H245ZM255 175V174H254ZM6 176V177H7ZM91 176V175H90ZM99 176V175H98ZM110 176V175H109ZM147 176V175H146ZM235 177H236V175H234ZM93 177H96V176H92L91 178H93ZM118 177H119V175H118ZM144 178H146L145 177V175L143 176ZM213 177V176H212ZM215 177V176H214ZM239 177V176H238ZM4 178H5V175H4ZM88 178V179H87ZM108 178V177H107ZM111 178V177H110ZM114 178H115V176H114ZM114 178H113V180H114ZM137 178H139V176L137 177ZM252 178V177H251ZM23 179H24V177L22 178V181H23ZM27 179V180H28ZM141 179V178H140ZM211 179V178H210ZM213 179V178H212ZM249 179V178H248ZM260 179V178H259ZM258 179V180H259ZM264 179V178H263ZM113 180H110V181H113ZM123 180V179H122ZM236 180H238V178L236 177ZM94 181H97V180H94ZM107 181H109L108 179H107ZM115 181V180H114ZM116 181H117V179H116ZM120 181V180H119ZM129 181V180H128ZM138 181V182H137ZM145 181V180H144ZM189 181V182H188ZM216 181V180H215ZM215 181L211 184V185H216L215 184ZM240 181V180H239ZM261 181V180H260ZM25 182V181H24ZM23 182V183H24ZM91 182V181H90ZM93 182V181H92ZM90 183V185H88V186H91L93 183ZM209 181H207V183H208ZM211 182V181H210ZM217 182V181H216ZM236 182V181H235ZM22 183V182H21ZM27 183V182H26ZM97 183V182H96ZM95 183V184H96ZM107 183V182H106ZM127 183V182H126ZM141 183H143L142 182V180H141ZM143 183V184H144ZM188 183V184H187ZM237 183V182H236ZM81 184V185H80ZM89 184V183H88ZM94 184V185H95ZM116 184H118V183H116ZM142 184V185H143ZM241 184H243V183H241ZM22 185V184H21ZM24 185V184H23ZM85 185V184H84ZM83 185V187H85ZM113 185H114V183H113ZM121 185V184H120ZM134 185V186H135ZM237 185V184H236ZM240 185V184H239ZM239 185H237L238 187H239ZM18 186V187H17ZM80 186V187H79ZM98 186V185H97ZM97 186L95 185V187L97 188ZM116 186H118V185H116ZM207 186V185H206ZM2 187V186H1ZM22 187V188H23ZM94 187V189H96ZM100 187V186H99ZM103 187H104V185H103ZM103 187H102V189H103ZM107 187V186H106ZM136 187V186H135ZM139 187V186H138ZM203 187V186H202ZM205 187V186H204ZM211 187V186H210ZM213 187V186H212ZM77 188H79V189H77ZM105 188V187H104ZM115 188V187H114ZM137 188V187H136ZM215 188V187H214ZM236 188V189H235ZM248 188H249V185H248ZM251 188V187H250ZM253 188V187H252ZM260 188V187H259ZM85 189H87V187L85 188ZM84 189V191H86ZM93 189V188H92ZM94 189H93V193L95 192L94 191ZM111 189H113V187L111 188ZM134 189V188H133ZM139 189V188H138ZM212 189V188H211ZM241 189H243V188H241ZM88 190V189H87ZM137 190V189H136ZM140 190V189H139ZM178 190V189H177ZM176 190V191H177ZM205 192H203V194H201L200 192L198 193V195L199 194H201V195H203V196H201V197H204L205 199H204V201H203V203H202V205H200L201 206V209H205V210H208L207 208H206V206H208V201H207V196H206V194L207 193H209V191H207L206 189H203ZM244 191H246V190H248L247 188L246 189H243ZM99 191V190H98ZM104 191V190H103ZM110 191H112V190H110ZM181 191V190H180ZM181 191V192H182ZM207 191V192H206ZM212 191V190H211ZM215 191V190H214ZM248 191H250V190H248ZM88 192V191H87ZM87 192H85V193H87ZM102 192V191H101ZM106 192V191H105ZM140 192H141V190H140ZM79 193V192H78ZM109 193H111V192H109ZM113 193V192H112ZM133 193V192H132ZM215 193H216V191H215ZM246 193V192H245ZM81 195H82V193H80ZM90 194V193H89ZM97 194V193H96ZM114 194V195H115ZM214 194V193H213ZM254 194V193H253ZM252 194V195H253ZM257 194V193H256ZM86 195V194H85ZM84 195V196H85ZM91 195H92V193H91ZM94 195V194H93ZM92 195V196H93ZM112 195V194H111ZM127 195V194H126ZM181 195H182V193H181ZM181 195H178V196H176V198H177V200L179 201V200H182L183 198H181L182 196ZM208 195V194H207ZM216 195V194H215ZM251 195V196H252ZM18 196V197H19ZM77 196V195H76ZM80 196V195H79ZM79 196H77V197H79ZM87 196H89L88 194H87ZM98 196H99V193H98ZM97 196V197H98ZM100 196H102V195H100ZM110 196V195H109ZM125 196V195H124ZM209 197H210V195H208ZM81 197V196H80ZM94 197H95V195H94ZM104 196H102V198H103ZM104 197V198H105ZM129 197V196H128ZM215 197V198H216ZM253 197V196H252ZM100 198L101 197H99V200H100ZM101 198V199H102ZM196 198H198V197H196ZM79 199V198H78ZM87 199V198H86ZM85 199V197H84V201H87ZM95 199V198H94ZM98 199V198H97ZM190 199V198H189ZM251 199V198H250ZM9 200H10V202H9ZM89 200H91V199H89ZM186 200V199H185ZM213 200V199H212ZM252 200V199H251ZM260 200V199H259ZM97 201V200H96ZM95 201V202H96ZM176 201V200H175ZM198 201H199V199H198ZM248 201V200H247ZM261 201V200H260ZM10 204H9V203ZM13 202V201H12ZM93 202H94V200H93ZM124 202H125V200H124ZM143 202V201H142ZM148 202H147V204H148ZM177 202V201H176ZM204 202H205V204H204ZM210 202V201H209ZM259 202V201H258ZM83 203V202H82ZM99 203V202H98ZM101 203V204H102ZM126 203V202H125ZM172 204L174 203V201L173 202H171ZM179 203V202H178ZM185 203V202H184ZM189 203V202H188ZM207 203V204H206ZM211 203V202H210ZM8 204V205H7ZM87 204V203H86ZM90 204V203H89ZM93 204H95V203H93ZM181 204V203H180ZM183 204V203H182ZM250 204V203H249ZM263 204V203H262ZM83 205H85V204H83ZM100 205V204H99ZM126 205V204H125ZM170 205V204H169ZM175 205H176V203H175ZM193 205V204H192ZM199 205V204H198ZM215 205V204H214ZM247 205V204H246ZM81 206H82V204H81ZM124 206V205H123ZM173 206V205H172ZM187 206V205H186ZM200 206H198V208L200 207ZM210 206H212V205H210ZM260 205H258V207H259ZM86 207V206H85ZM97 207H99L98 205H97ZM149 207V206H148ZM174 207V206H173ZM185 207V206H184ZM204 207V208H203ZM214 207V206H213ZM9 208V207H8ZM7 208V209H8ZM91 208V207H90ZM92 208H94V207H92ZM104 208V209H103ZM130 208V207H129ZM187 208H188V206H187ZM212 208V207H211ZM215 208V207H214ZM244 208V207H243ZM242 208V209H243ZM257 208V207H256ZM9 209H11V207L9 208ZM97 209V208H96ZM135 209V208H134ZM171 209H172V207H171ZM180 209V208H179ZM194 209V208H193ZM216 209V210H217ZM6 210V211H5ZM148 210H147V212H148ZM169 210L167 211V212H169ZM187 210V209H186ZM191 210V209H190ZM211 210V209H210ZM216 210H214L215 212H216ZM235 210H236V212H235ZM78 211L79 212H81L80 213V216H79V214H78ZM199 211V210H198ZM8 212V211H7ZM178 212V211H177ZM202 212H203V210H202ZM214 212V213H215ZM218 212V213H219ZM247 212V211H246ZM95 213V214H96ZM186 213V212H185ZM189 213V212H188ZM214 213H213V216H214ZM218 213H216V214H218ZM78 214V215H77ZM94 214V213H93ZM125 214V213H124ZM132 214V213H131ZM145 214V213H144ZM148 214L149 213H147L146 215H144V216H148ZM216 214H215V217H217L216 216ZM233 214V213H232ZM185 215V214H184ZM200 215V214H199ZM218 215V216H219ZM92 215H89V217H91ZM122 216V215H121ZM141 216V218L143 217L142 215H140ZM150 216V215H149ZM172 216V215H171ZM186 216V215H185ZM250 216V215H249ZM80 217V218H79ZM83 217V218H82ZM87 218V220L88 219H91V218ZM93 217V216H92ZM116 217V218H115ZM248 217V216H247ZM251 217H253V216H251ZM8 218V217H7ZM95 218V217H94ZM128 218V217H127ZM135 218V217H134ZM148 218H150V217H148ZM147 218V219H148ZM207 218V217H206ZM213 219V217L211 216L210 217V219ZM246 218V217H245ZM84 219H85V221H84ZM132 219V218H131ZM183 219H185L184 218V216H183ZM248 219V218H247ZM7 220V219H6ZM124 220V219H123ZM140 220V218L138 219V221ZM149 220V219H148ZM197 220V219H196ZM205 220V219H204ZM122 221V220H121ZM130 221V220H129ZM138 221H137V223H138ZM144 220H142V221H140V223H142ZM194 221V220H193ZM238 221V220H237ZM87 224V225H85V223ZM90 222V221H89ZM144 222H146V221H144ZM144 222H143V226H145V229H146V226H147V222L144 224ZM212 222H214V221H212ZM115 223V222H114ZM134 223V222H133ZM136 223V222H135ZM178 223V222H177ZM180 223V222H179ZM205 223V222H204ZM217 223V224H218ZM168 224V223H167ZM212 224V223H211ZM250 224V223H249ZM263 224V223H262ZM152 225V226H153ZM179 225V224H178ZM194 225V224H193ZM214 225V224H213ZM125 226H126V228H125ZM133 226H135V224L133 225ZM136 226H139V225H137L136 224ZM200 226V225H199ZM220 226V227H221ZM240 226H241V224H240ZM252 226V225H251ZM250 226V227H251ZM113 227V226H112ZM150 227V226H149ZM179 227V226H178ZM209 227V226H208ZM213 227H215V225L213 226ZM129 228V227H128ZM140 227H138L137 229H139ZM142 228L143 227H141V230H142ZM153 228V227H152ZM215 228H217V227H215ZM241 228V227H240ZM110 229H111V227H110ZM131 229V228H130ZM136 229V230H137ZM174 229V228H173ZM176 230H174L171 234H170V236L169 235H167L168 236V238L166 239V241H168L173 247H175L174 249H176V251H177V248H179V251L181 250V251H183V249H185L186 248V245H187V243H188V241L186 242V238L185 237H181V236H183V235H181L180 234V232L181 231H178V230H180V229H178L177 227L175 228ZM178 229V230H177ZM196 229H198V228H196ZM202 229V228H201ZM211 229H212V227H211ZM239 229V228H238ZM253 229V228H252ZM129 230V229H128ZM127 230V231H128ZM131 230H133L134 231V229H131ZM129 231L131 234H132V231ZM140 230V229H139ZM144 230V229H143ZM200 230V229H199ZM213 230H214V228H213ZM213 230H211V231H213ZM221 230V229H220ZM223 230V229H222ZM224 230V231H225ZM146 231V230H145ZM149 231H150V229H149ZM148 231V233H151V232H149ZM172 231V230H171ZM186 231V230H185ZM208 231H210V230H208ZM251 231V230H250ZM1 232V231H0ZM111 232H112V229H111ZM143 232V231H142ZM179 232V233H178ZM199 233L198 234H200V231H198ZM205 232V231H204ZM222 232V231H221ZM136 233V232H135ZM135 233H133V234H135ZM147 233V232H146ZM197 233V232H196ZM203 233V232H202ZM211 233V232H210ZM209 233V234H210ZM216 233V232H215ZM230 233V232H229ZM252 233V232H251ZM126 234H127V232H126ZM129 234V233H128ZM137 234H138V232H137ZM142 234V233H141ZM144 234H145V232H144ZM180 234V235H179ZM240 234V233H239ZM108 235V234H107ZM149 234H147V236H148ZM152 235V234H151ZM164 235V234H163ZM162 235V236H163ZM197 235V234H196ZM228 235V234H227ZM123 236V235H122ZM125 236H127V235H125ZM139 235H137V237H138ZM144 236V235H143ZM146 236V238H148ZM166 236V237H167ZM194 236H195V234H194ZM199 236V235H198ZM210 236V237H209ZM211 236L212 235H208V233L207 234H201V236H199V238L196 240V242L192 245V247L191 246H188V248H187V253H186V255H188L189 254V256L191 257H193V259L196 261L195 262V264H208V263H204V261L206 260L205 258H207V255H208V253L210 252V250H208L209 249V247H211V241H210V239H208V237L209 238H211ZM222 236V235H221ZM135 237H136V235H135ZM140 237V236H139ZM142 237V236H141ZM151 237V236H150ZM153 237V236H152ZM244 237V236H243ZM247 237V236H246ZM245 237V238H246ZM105 238V239H104ZM118 238V239H119ZM124 238V237H123ZM128 238H129V236H128ZM132 238V237H131ZM144 238V237H143ZM146 238H145V240H146ZM191 238V237H190ZM195 238V237H194ZM193 238V239H194ZM115 239V240H114ZM118 239H117V241H118ZM125 239V238H124ZM140 239V238H139ZM150 239V238H149ZM212 239V238H211ZM105 240H107L106 242L107 243H105ZM119 240H121V239H119ZM128 240V239H127ZM145 240H144V243H145ZM140 241H142L141 239H140ZM139 240H138V242H140ZM195 241V240H194ZM221 241H222V237H221ZM148 242V241H147ZM147 242H146V244H147ZM167 242V243H168ZM121 243H122V241H121ZM142 243V242H141ZM192 243V242H191ZM145 244V245H146ZM165 244V243H164ZM235 244V243H234ZM126 245V246H125ZM217 245V244H216ZM215 245V246H216ZM258 245V244H257ZM147 246V245H146ZM125 247H127L126 248V250L124 251V249H125ZM259 247V246H258ZM120 248H123V253L122 252H120L119 253V251H120ZM211 249V248H210ZM257 249V248H256ZM255 249V250H256ZM149 251V250H148ZM180 251V252H181ZM235 252V251H234ZM247 252H249V251H247ZM215 253V252H214ZM211 254V253H210ZM234 254V253H233ZM189 256H187V257H189ZM235 256V255H234ZM233 256V257H234ZM103 258V256H100V258ZM187 257L185 258V260L187 259ZM189 257V258H190ZM106 258V260H109V258L107 259ZM217 258V257H216ZM244 258V257H243ZM242 258V259H243ZM94 259H95V261H94ZM104 259V258H103ZM102 259V260H103ZM114 259V260H115ZM192 259V258H191ZM192 259V260H193ZM214 259V258H213ZM233 259V258H232ZM98 261H96V263H99L101 260H99V258L97 259ZM105 260V259H104ZM103 260V261H104ZM105 260V263L106 262H108V261H106ZM116 260H115V263H116ZM188 260V259H187ZM210 260H212V259H210ZM92 261V262H91ZM94 261V262H93ZM102 261V263H104ZM110 261H112L111 259H110ZM153 261V260H152ZM214 261H215V259H214ZM249 261V260H248ZM242 262V261H241ZM247 262V261H246ZM253 262V261H252ZM101 263V262H100ZM99 263V264H100ZM104 263V264H105ZM111 263V262H110ZM113 263V262H112ZM114 263V264H115ZM186 263V262H185ZM184 263V264H185ZM211 263V262H210ZM209 263V264H210ZM212 263L214 264V262L212 261ZM108 264V263H107ZM192 264V263H191ZM254 264V263H253Z\"/></svg>","mask_w":264,"mask_h":264},{"label":"rangeland","instance_id":"obj_2","mask_svg":"<svg viewBox=\"0 0 264 264\" xmlns=\"http://www.w3.org/2000/svg\"><path fill=\"white\" fill-rule=\"evenodd\" d=\"M72 1H74V0H72ZM91 1L92 0H88V1H84L85 3L83 4L84 6H83V10H81V8H80V10H79V13L80 14H77V16L75 15L76 13H74L75 12V10H76V8L79 6L78 5V3H77V1H74L75 3H76V5H75V3L74 2H70L69 4H68V6L70 7V6H72V5H74L73 7H71V8H69L68 6L66 7V9L64 10V12L60 15V17H59V22L57 23L58 25H54V26H52L50 29H52V30H50V34H51V37H53L54 35H55V37H57L58 36V32H60V28H62V30H63V28L64 27H66V26H68V27H66V28H64V31L66 30V32H67V30L70 28V31H71V36H73V37H75V38H78L79 37V34H81L82 35V33L84 34L85 33V31H87V29H88V26L90 25V18L88 19L87 17H86V15L88 16V13L90 14L91 12H92V10L93 9H91V7L94 5V4H92L91 3ZM129 1V5H128V7L126 8V12H127V15L128 16H130L131 17V20H132V23H135L133 26H132V31H133V28H135L134 30H136V31H133V32H135V34L134 35H136V32H138V34L137 35H140L141 34V32H139V31H142V30H145L144 32L142 31V34H144L143 36L145 37L146 36V38H147V40H149L150 41V43L152 44V46H153V53L151 54V56H153V57H150L149 58V62L148 63H145L144 61H148L146 58H144V56L142 57L143 58V61L140 59V57L142 56V55H140V53H138L139 51L137 50V54H139V55H136V48H135V46H131V48L133 47V49H131V48H129L130 47V44L129 45H127V46H125V47H127V48H125L124 47V50H126L125 51V53H124V50H122V53H123V55H121L122 57H125L126 56V53H128V55L130 54L129 52L130 51H132V52H134V53H132L131 52V54L130 55H132V57L135 55V57H136V59H135V57H133V60H134V62H136V60L138 61V65H137V62L134 64L133 63V67H131V68H134L133 69V72H130V71H132V69L130 68V70L128 69L127 70V72H128V77H129V74H132L130 77H129V79L127 78V76L125 75V73L123 72V74L122 73H120V71L121 70H123V69H121L122 67V64H121V66L120 65H118L117 64V68H118V71L116 70L117 68H116V65H115V69H114V74H116V76L117 75H119V76H124L122 79H120V77L119 76H114V74H112V77H114V79L118 82V80H120L118 83V86H116V87H114V88H112V91H111V94L112 95H115V96H112V95H110V92L108 93H105V94H103L101 97H99V98H101V101L100 100H98L97 99V103H93V105H92V108H91V110H90V117H88L86 120L88 121H86L85 120V122H83L84 124H82L81 126L82 127H80L81 129H79V137L80 138H83V139H80L81 140V143H84L87 139H88V135L90 136V134H92V132L94 133L95 132V129H97L98 128V125H99V120L102 118L101 116L103 115L102 113H104V116L106 115V114H108V113H110V111L112 112V111H114V114H116L117 113V117L115 116V115H113V120L110 122V124L111 125H109V127H107L108 129H110V130H112L113 132H111V131H109L107 128H106V130H104V132H103V134H105V136L103 135V134H101V135H103V137L104 138H102V136L100 137V140H102V141H100V142H98V146H99V149H101L100 151L99 150H97V154H96V157L95 158H97L98 159V161L100 162V163H98V161L95 159V163L93 164V166L94 167H92L90 170L92 171V173L90 174V170H89V172H88V177H89V181L87 180L86 182H84V183H81L82 184V187L81 188H86L87 187V189H85L86 191H84V189H81L82 191H80V189L79 188H77V189H79V190H76V191H78L77 193H74V194H76L77 196H79V197H77L76 195H75V197L73 198L74 200H75V203L78 201V202H80V203H78L79 204V206L77 205V203H76V205H77V207H79V211H82V213L81 212H79L78 211V214H79V216H80V213L81 214H83L84 215V213L86 212L87 213V217L85 218L86 219V221H87V223H88V225L92 222L91 220H95L97 217H96V215H98V213H100L99 212V210L101 209L102 210V208H100V207H104V206H102V205H104V203H102L101 202V200H103V199H111V197L113 198L114 196H116V192H117V190H119V189H126L129 185H130V181H132V178H133V176L134 175H136V176H134V178H136L137 180H139L140 182L139 183H136V187L133 185V187L127 192V193H125L124 195H122V197L120 198L121 199V212L119 213L120 215L118 216H116V217H118V219L116 218V219H114L115 221H113L112 222V226H109L108 228H107V230H106V233H105V237L107 238V236L108 237H110L111 238V234H113L116 230H117V228H119L121 225L120 224H122L123 223V221H126L127 220V222H126V225H127V228H126V226H125V230L126 231H124L125 233H123V234H120L119 236H121L120 238L117 236V237H115L116 238V240L114 241L115 243L117 242H120L118 245H123V248H124V244L126 243V245L128 244V242H129V240L130 239H133V244L134 243H136L135 241H134V239L137 241V244L138 243H140L141 245H143L144 246V248H146L145 249V251L147 252V253H149L148 254V256H149V258H150V260H151V262H152V264H184L185 262V264H195V260L193 259V257L191 256H189V254L188 255H186V251H187V248H188V246H191L192 247V245L196 242V240L199 238V236H201V234L203 235V234H207L208 233V235H212L211 236V238H209L208 237V239H210V241H211V247H209V249L208 250H210V252L208 253V255H207V258H205L206 260L204 261V263H210V264H213L212 263V261L214 262V264H264V0H128ZM186 1V2H185ZM223 1V2H222ZM108 2H110V3H112V2H114V0H108ZM167 2V3H166ZM74 3V4H73ZM133 3V4H132ZM229 3V4H228ZM168 4V5H167ZM172 4H174V5H172ZM217 4V5H216ZM219 4H220V6H219ZM225 6V4H226V6L224 7L223 5ZM172 5V6H171ZM167 7V9H166V7ZM217 6H219L220 8H218ZM171 8V10H170V8ZM225 8L224 9V12H220V11H223V10H221V8ZM73 8L75 9V10H73ZM143 8V9H142ZM228 8V9H227ZM69 11H68V10ZM72 9V10H71ZM78 9V8H77ZM88 9V10H87ZM137 9V10H136ZM140 9V10H139ZM70 10H71V12H70ZM90 10H91V12H90ZM168 10V11H167ZM217 10L220 12H217ZM65 11H66V13H65ZM68 11V12H67ZM88 11V12H87ZM129 11V12H128ZM131 11V12H130ZM173 11V12H172ZM175 11V12H174ZM77 13H78V10L76 11ZM70 14L69 16H68V14H67V16L65 15V16H63L62 17V15L63 14ZM129 13H130V15H129ZM219 13V14H218ZM222 13H223V16H222ZM75 15V17L76 18H72V16L74 17V15ZM85 14V15H84ZM204 16V17H203ZM85 17V18H84ZM135 17V18H134ZM60 18H63V19H61L60 20ZM83 18V19H82ZM87 18V19H86ZM205 18V19H204ZM69 19V20H68ZM73 19V20H72ZM78 20L79 22L82 20V22H84V23H78V21L76 22V20ZM86 21H85V20ZM152 19V20H151ZM155 19V20H154ZM204 19V20H203ZM72 20V21H71ZM75 20V21H74ZM89 20V21H88ZM159 20V21H158ZM168 20V21H167ZM207 20V21H206ZM61 21V22H60ZM62 21H65V23H64V25H63V22ZM66 21H68V22H66ZM69 21H70V23H69ZM134 21V22H133ZM138 21V22H137ZM161 21V22H160ZM203 21V22H202ZM73 22V23H72ZM75 22V23H74ZM85 22H87L86 23V25H85ZM156 22V23H155ZM66 23L68 24V25H66ZM61 24V25H60ZM72 24V25H71ZM73 24H75V25H73ZM77 24H79L78 26H77ZM80 24H81V26H82V24H84L83 25V28L80 26ZM89 24V25H88ZM137 24V25H136ZM144 24V25H143ZM192 24V25H191ZM204 24V25H203ZM88 25V26H87ZM139 25V26H138ZM170 25V26H169ZM200 25V26H199ZM62 26V27H61ZM73 26L75 27L76 26V28H77V30H83L84 28H85V30H84V32L83 31H81V33H78V31L75 29V31H74V28H73ZM135 26H137V27H135ZM164 26V27H163ZM171 26H173V27H171ZM195 26V27H194ZM198 26H199V28H198ZM55 27V28H54ZM60 27V28H59ZM71 27L73 28L72 30H71ZM138 27H140V29L138 28ZM142 27V28H141ZM194 28V30H192L193 28ZM219 27H221V28H219ZM54 28V29H53ZM56 28H58L57 30H55ZM167 28H169V29H167ZM175 29V30H174ZM190 29H191V31H190ZM204 29V30H203ZM218 29H219V31H218ZM221 29H222V31H221ZM61 30V31H62ZM138 30V31H137ZM188 30V31H187ZM63 31V32H64ZM73 31V32H72ZM79 31V32H80ZM187 31V32H186ZM194 31H196V32H194ZM53 32L55 33V34H53ZM78 34H77V33ZM148 32V33H147ZM190 34H189V33ZM194 32V33H193ZM201 34H200V33ZM207 32V33H206ZM219 32V33H218ZM73 33H74V35H73ZM76 33V34H75ZM219 35H218V34ZM67 34H68V32H67ZM141 34V35H142ZM168 34V35H167ZM188 34V35H187ZM216 34V35H215ZM62 35H63V33H62ZM62 35H59L57 38H59V39H56V40H58L57 41V43H56V45L58 44V45H60V46H58L57 45V48H55L54 46H56V45H54L55 43H53V41L55 40V38L53 37V38H51L52 40V43L50 42V46L52 47H50L49 46V54H51L53 51H56V53H52V58H51V61H52V63H53V66L55 65L54 63H56L59 59H60V61H61V56L58 58L57 56H59V54L60 55H62V53L63 52H61V51H63V49H64V45H61V44H64L63 43V41H62V38H63V36ZM80 35V36H81ZM136 35V36H137ZM189 35H191L190 37H189ZM207 35V36H206ZM214 35V36H213ZM77 36V37H76ZM148 36V37H147ZM171 36V37H170ZM186 38H185V37ZM218 36V39H220V41H218V39H216V37ZM73 37L71 38V40H73ZM184 37V38H183ZM187 37H189V38H187ZM149 38V39H148ZM196 38V39H195ZM64 39V38H63ZM186 39V40H185ZM189 39V40H188ZM55 40V41H56ZM81 40V41H80ZM79 40V42L80 43H78L77 45L79 46V45H83V47L85 48V42L83 43L82 42V39H80ZM188 40V41H187ZM196 40V41H195ZM202 40L204 41V42H202ZM54 41V42H55ZM60 41H62V42H60ZM187 41V42H186ZM189 41H190V43H189ZM207 41V42H206ZM82 42V43H81ZM180 42V43H179ZM183 42V43H182ZM59 43H61V44H59ZM185 43V44H184ZM189 43V44H188ZM54 46H53V45ZM76 45V47H78ZM189 45V46H188ZM192 45V46H191ZM217 45V46H216ZM219 45V46H218ZM62 46H63V49H61L62 48ZM129 46V47H128ZM160 48H159V47ZM181 46H182V48H181ZM201 46V47H200ZM55 48V50H53L54 48ZM80 48H83L82 46H79ZM78 47V48H79ZM157 47H158V49H157ZM176 47V48H175ZM185 47H187V49H189V50H187ZM218 47H220V49H221V51L222 50H224L223 51V54H222V57H220V59L218 60V64L216 65L215 64V68H214V70L213 71H215V75H216V80H217V82H216V86H215V90L214 91H212V94H210V96L211 97H209V99L207 100V104L208 103H210V105H209V107H208V109H207V111H205L204 113V117L201 119L202 121H200L199 123H197V124H195L196 125V127L198 126V128L199 129H202V130H207V131H210L211 129H214L215 127H213V126H217V125H219L220 123H217L218 122V119L220 118V116L219 115H216L215 117H214V121H213V117L211 118V116H212V112H211V114H210V111H212L211 110V108L210 107H213L215 104V102L216 101H219V100H217V98L219 99L220 97H221V99L220 100H222L223 99V101L222 102H224L223 104L220 102V104H219V107H218V109H219V112H220V114L222 113V111H223V113L225 114H223L222 113V115H223V125H225V128H224V131H223V129L221 130V132L218 134V141H217V144H216V148H215V151L216 152H214L211 156H210V158H209V161H208V166H209V164H210V168L208 169V172H207V174H209V175H207L208 176V178L206 179L207 181H209L208 183H207V181H206V183L204 182V183H202V185H201V189L203 188V189H206L207 191H209V193H207L208 195H210V197L206 194V198H207V201H208V206H206V208L208 209V210H205V209H201V206L200 205H202V203H203V201H204V197H201V196H203V195H201V194H203V192H205L203 189L201 190V191H199L201 194H199L198 195V193H196L194 196H192V194H191V196L190 197H188L187 195H186V197H183L184 195H185V193L183 194V191H182V188H177V189H175V195H174V199L171 197V198H169V201L170 202H168L169 204H168V208H170V210H169V212H167L166 211V215L167 216H165V217H167V218H164V219H166V221H163V222H165L164 224H165V231L163 232V234H161L160 235V237L159 236H155L154 237V233H152V232H154V231H152L154 228H155V225H151V220H152V215L150 214V212H149V210L151 209V205L149 204V202H148V200H145L144 198V189H142V187H144V185L147 183V181H146V179L148 178H150L152 175H154V173L155 172H157L158 170H160L161 169V163H162V158H163V156H165V154H166V152H167V148H168V146L170 147V145L171 144H169V143H172L173 141L175 142V140H176V138L178 137V130H179V125H180V121H181V117H182V115L183 114H186L187 112H189V114H191V112L193 111V109L197 106V104H198V102H199V99H200V97L199 96H201V90H202V88H203V85H204V83L206 82V80H207V78L209 77V75H210V72H211V68L212 67H209V66H211V63L213 64V50H215V51H217L218 49ZM58 48L59 49H61V50H58ZM79 48V49H80ZM83 48V49H84ZM129 48V49H128ZM135 48V49H134ZM194 48V49H193ZM51 49V50H50ZM78 49V50H79ZM80 49V52H85V50L86 49ZM156 49V50H155ZM175 49L177 50V51H175ZM158 50V51H157ZM190 51V52H189ZM205 51V52H204ZM253 51V52H252ZM51 52V53H50ZM58 52V53H57ZM61 52V53H60ZM189 52V53H188ZM192 52V53H191ZM252 52V53H251ZM156 53L157 54H159V55H157L156 56ZM176 53H178L179 55L178 56H176ZM185 53V54H184ZM258 53V54H257ZM55 54V55H54ZM124 54H125V56H124ZM134 54V55H133ZM173 54V55H172ZM188 54V55H187ZM204 54V55H203ZM211 54V55H210ZM127 55V56H128ZM171 55V56H170ZM187 55V56H186ZM49 56V57H50ZM56 57L57 59L55 60V58L54 57ZM126 56V57H127ZM138 56V57H137ZM154 56H156V58H158V59H156ZM172 56H175V57H172ZM181 56V57H180ZM184 56H186L185 58H183ZM199 56V57H198ZM202 56V57H201ZM188 57V58H187ZM53 58H54V60H53ZM138 58V59H137ZM153 58V59H152ZM160 58V59H159ZM171 58V59H170ZM180 58V59H179ZM189 59V60H188ZM195 59V61H192V60H194ZM197 59V60H196ZM224 59V60H223ZM156 60H158V61H156ZM159 60H161V61H159ZM173 60H174V63H173ZM175 60H176V62H175ZM186 60V61H185ZM50 61V59H48L47 61H46V65L44 64V62H42V63H38L37 65H35V67H33V70H32V72L30 73V75H31V77L29 76V78H28V81L26 82V86H29V85H31L32 87H27L26 88V86L24 85V84H22V86L20 87V92H19V95L22 97L21 98V100L22 99H25V104H24V102H22V104H20L19 103V101L17 102V100L18 99H15L14 100V102L11 104V109H13V110H11V113H12V115H11V113H9V114H7V115H5L4 117H0L1 118V120H2V125L3 126H1V128H2V130H0V190L2 191L3 189H5V185H6V179H8V177L9 176H7V174L9 175L10 174V172L12 171V169H13V167H14V164L16 165V162L21 158V157H23V159H25L24 161H25V165H28L29 163H33V159H35V158H33V156H32V154H30V153H36V152H38L42 147H43V145L45 144V143H47V141L49 140L48 138H50V135L52 134V130H54L55 131V129H56V127L57 126H59V124H60V121L58 120V118L61 120V118H62V113H65V111H66V109H67V107L69 106V103H70V95H67L66 96V94L67 93H69L70 91H71V88L70 89H68L69 87H72L73 86V82H72V79L70 80V81H68L69 79H68V77L70 78V77H72L73 76V74H72V72H74V69L72 68V67H68V71H69V69H72V70H70V72H69V76H67L68 75V72H67V70L65 71L64 70V72H66V73H62L63 75H65V76H63V78L64 77H66L67 76V78H65V79H62V77H61V79L63 80V82H62V80L61 81H58L60 84L58 85V83L56 84V83H51V81H49V79L51 78V77H53L54 75H53V73H55V71L57 70V71H59L60 72V70H58L60 67H61V65H62V62H61V64L60 65H58V62L56 63V65H58V67H55V68H57V69H55L53 66H52V64H50L51 63V61ZM54 61V62H53ZM56 61V62H55ZM144 63V66H145V64H146V66L143 68V64L141 63ZM154 61V62H153ZM183 61V62H182ZM49 62V63H48ZM139 62H140V64H139ZM155 64V65H153V63ZM160 63V64H162L163 63V68H164V66H166L165 67V70H169L168 71V73H167V71H166V73H165V70H164V73H165V75L167 74V76L166 77H168V78H170V81H172L171 83H172V87L170 86V87H168L167 89H165V91H164V93L166 94V97L168 98H166L167 100L165 101V102H167L165 105L167 106V108H171V109H169V110H155V113H156V111H158L156 114L154 113V115L155 116H153L152 117V120H151V124H152V126H154L155 128V130H157V132L162 136V137H164V141H160V142H158L155 146H152V148H153V150L154 151H152L151 152V154L153 155H151L150 154V157H148V159L146 160V162L148 161V163H146V162H144L143 163V165L142 164H140V165H135L134 166V163L130 160V157H129V154H130V151L128 150V148H129V146L130 147H132V148H134L133 146H134V144H136L137 143V145H138V143H140L141 142V136H142V134H141V132L143 131V129H140V128H138L139 126H137V123L135 122L134 123V119H135V116H136V114L137 113H135V112H137V105L135 104L134 105V102L131 100V97H129V96H127V97H124L123 96V98L121 97L122 95L121 94H119L118 95V93H120L118 90H120V91H124V90H126V91H128L130 88L132 89V90H129L128 91V93L129 94H131L132 92H133V94L132 95H130V96H133V95H135V93H136V91H134V90H137V87L138 86H134V81H131V80H136L135 79V73L138 75V69H139V71H140V68H143V69H145L146 70V72H150V70H151V72H155V69L156 70H158V67L160 66V68H161V65L160 64H156V63ZM162 62V63H161ZM170 62V63H169ZM181 64H180V63ZM178 63V64H177ZM185 64V65H183V64ZM48 64H50V65H48ZM148 64H150V65H148ZM190 64H191V66H190ZM47 66V67H44V66ZM141 67H140V66ZM158 65V66H157ZM168 65V66H167ZM187 65V66H186ZM48 66H49V69H48V71H50L51 72V74L48 72V71H46L47 70V68H48ZM136 66V67H135ZM137 66L139 67V68H137ZM150 66V67H149ZM185 66V67H184ZM188 66H189V68H188ZM205 66V67H204ZM242 66V67H241ZM46 69H44V68ZM154 67H156V68H154ZM167 67H169V68H167ZM193 67V68H192ZM204 67V68H203ZM50 68H52V70H50ZM119 68H120V70H119ZM147 68V69H146ZM154 68V69H153ZM159 68V69H160ZM53 69H55V70H53ZM135 69H137V70H135ZM182 69V70H181ZM187 69V70H186ZM209 69V70H208ZM229 69V70H228ZM263 69V70H262ZM45 70V71H44ZM134 70H135V73H134ZM197 70V72H195ZM44 71V72H43ZM209 71V72H208ZM36 72V73H35ZM118 72H119V74H118ZM122 72V71H121ZM127 72H126V74H127ZM150 72V73H151ZM191 72V73H190ZM44 73V74H43ZM45 73H46V75H45ZM48 73H49V75H48ZM206 73V74H205ZM260 73V74H259ZM57 74H59L58 72H57ZM61 74V75H62ZM122 74V75H121ZM134 74V75H133ZM179 74L181 75L180 76V79L178 78L179 77ZM256 74V75H255ZM259 74V75H258ZM45 75V76H44ZM50 77H48V76ZM51 75V76H50ZM55 75H56V73H55ZM136 75V77H138ZM43 77L42 78V82H44L43 80H45V77L47 76L48 78V80H45V82L44 83H42L41 82V77ZM207 76V77H206ZM112 77H109L110 79L112 78ZM134 77V78H133ZM38 78H39V81H37L38 80ZM131 78V79H130ZM242 78V79H241ZM110 79H108L107 81V86H111L112 87V84H109V83H111V81L112 80H114L113 78L110 80ZM128 79V80H127ZM177 79V80H176ZM205 79V80H204ZM51 80L53 81V78H51ZM110 80V81H109ZM121 80H122V82H121ZM125 80V81H124ZM235 80V81H234ZM29 81H31V83L29 82ZM46 81H48L49 83H51L50 85H47V84H45L46 83ZM65 81V82H64ZM66 81H68V82H66ZM126 81H130L129 83H131V84H129L128 82H126ZM177 81V83H175L176 84V86H175V84H174V82H176ZM62 82V83H61ZM112 82H114V81H112ZM34 83H35V86L36 87H38V88H36L35 86H34ZM72 85H71V84ZM120 83H121V87H123V88H125L124 90H123V88H122V90L121 89H119V88H121L119 85H120ZM129 85H128V84ZM202 83V84H201ZM29 84V85H28ZM37 84V85H36ZM44 84V85H43ZM53 84V85H52ZM62 84V85H61ZM63 84H68V85H64L63 86ZM136 84V83H135ZM196 84V85H195ZM38 85H40V88L42 89V87H45V85H46V88L49 86V88H51L50 86H53L52 88H54V90L53 91H51L52 90V88H51V90L49 91L50 93H53L52 95L50 94V93H48V90H49V88H43L42 89V91L40 90V92H39V90L38 89H40L39 88V86ZM56 85H58V86H60L59 88H60V90H61V88H63L62 90L64 91V97L63 96H61L60 94H58L59 93V88H58V91H57V87L58 86H56ZM125 85V86H124ZM129 87H128V86ZM132 85V86H131ZM227 85V86H226ZM56 86V87H55ZM61 86H63V87H61ZM69 86V87H68ZM128 88H127V87ZM134 86V87H133ZM175 86V87H174ZM34 87V88H33ZM68 87V88H67ZM117 87H119V88H117ZM173 87H174V89H173ZM218 87V88H217ZM232 87V88H231ZM245 87H247V88H245ZM29 88V89H28ZM66 88L69 90H67L66 91ZM73 88H74V86H73ZM117 90H116V89ZM127 88V89H126ZM149 88V89H148ZM147 89H145V93H144V96L146 97L147 96V94H150V95H148V96H151L153 93H152V90H151V87L149 86ZM170 88H171V90H170ZM193 88H194V90H193ZM222 88V89H221ZM228 88V89H227ZM26 89H27V92H29L30 90V92L29 93H27V92H25L24 93V97H23V95H21V93L23 94V92L24 91H26ZM35 89H37L36 91H37V95H38V93H41V96L45 93V95H43V96H45L44 97V99L45 100H47V98H48V100L47 101H49V102H47V101H45L44 99H42L43 97H41L40 95L37 97V95L35 94V92H34V90ZM56 89V90H55ZM113 89H115L114 91H113ZM225 89V90H224ZM22 90V91H21ZM29 90V91H28ZM45 92H44V91ZM60 91V92H62L63 93V91ZM147 90V91H146ZM151 90V91H150ZM172 91L173 90V92H171V94H170V91ZM230 90V91H229ZM46 91H47V93H46ZM55 91H57L56 92V94L58 95V97L56 98V95H55ZM72 91H73V89H72ZM118 91V92H117ZM150 93H149V92ZM168 91V92H167ZM193 91V92H192ZM34 92V94H35V96H34V94H32ZM44 92V93H43ZM65 92H67V93H65ZM112 92H114V93H112ZM116 92H117V95H116ZM131 92V93H130ZM257 92V93H256ZM152 93V94H151ZM169 95H168V94ZM173 93V94H172ZM191 93H193L192 95H191ZM226 93V94H225ZM26 94V95H25ZM27 94H29L28 96H27ZM30 94H32L35 98H33V96H31ZM46 94H48V95H50V98H51V96H52V100H50V98H49V96L47 97L46 96ZM108 94H109V96H108ZM219 94V95H218ZM231 94V95H230ZM255 94H257V95H255ZM18 95V96H19ZM61 97H60V96ZM105 95H106V97H105ZM65 96H66V99H67V97H68V99H67V101L69 102H67V101H65L66 99H65ZM111 96L112 97H114L115 98V100L113 99V98H111ZM120 96L122 99H123V101L125 102V103H129V104H132V107L134 108H132V107H130V106H128V105H126V104H124L123 103V101H121L122 99L119 97V99H118V97ZM217 98H216V97ZM28 97L30 98V99H34V100H32L31 102H32V104H31V102L29 101L30 99H28ZM40 97H41V99H40ZM47 97V98H46ZM63 97V99H61ZM117 97V98H116ZM129 97V98H128ZM189 97V98H188ZM227 97V98H226ZM233 97H234V99H233ZM53 98H55V99H53ZM60 98V99H59ZM109 98V99H108ZM125 98V99H124ZM193 98V99H192ZM257 98V99H256ZM28 99V101H26ZM38 99H39V101H38ZM65 99V100H64ZM107 99V100H106ZM127 99V100H126ZM130 99V100H129ZM169 99H170V101H169ZM211 99H213V100H211ZM233 99V100H232ZM43 100V101H42ZM54 100V102H52ZM56 100H58V103H57V101ZM64 100V101H63ZM106 100V101H105ZM111 100V101H110ZM114 100V101H113ZM117 100H119V101H117ZM210 100H211V102H210ZM216 100V101H215ZM238 100V101H237ZM34 101H35V103H34ZM41 101V102H40ZM45 101V102H44ZM56 101V102H55ZM60 101H62V102H60ZM100 101V103H98ZM117 101V102H116ZM129 101V102H128ZM179 101V102H178ZM26 102H27V104H26ZM44 102V103H43ZM53 103V107L52 106H50L48 103H50L51 105H52V103ZM60 102V103H59ZM63 102H67L66 104L65 103H63ZM103 102H105V103H103ZM110 103V104H108V103ZM112 102H115V103H118V104H120L121 102L123 103V107H122V103H121V105H116L115 103V105L112 103ZM132 102V103H131ZM178 102V103H177ZM213 102V103H212ZM19 103V104H18ZM30 103V104H29ZM37 103V105H35ZM41 103V105H40V108L41 107H43L44 108V110H42L43 108H37V107H39V104ZM43 103V104H42ZM46 103V104H45ZM54 103H56V104H58V107L57 106H55V104ZM197 103V104H196ZM227 103V104H226ZM235 103V104H234ZM249 103V104H248ZM17 104V105H16ZM34 104V105H33ZM44 104H45V106H44ZM59 104H62V108H63V105L65 104L67 107H64L63 108V110H62V108L60 107V105ZM100 104H104V105H109V106H103V105H100ZM196 106H195V105ZM214 104V105H213ZM23 106V111L21 110L20 111V109H21V107ZM24 105H26V106H24ZM28 105H30V107L28 106ZM33 105V106H32ZM47 105H49V107H50V110H52L51 111V113H50V110H49V107L47 106ZM64 105V106H65ZM113 107H112V106ZM126 105V106H125ZM134 105V106H133ZM179 105V106H178ZM195 106V107H193V106ZM213 105V106H212ZM224 105V106H223ZM236 105V106H235ZM255 105V106H254ZM21 106V107H20ZM28 106V107H27ZM32 106V107H31ZM35 106V107H34ZM37 106V107H36ZM48 108H47V107ZM93 106H95V107H93ZM97 106V107H96ZM100 106V107H99ZM101 106H103V108L105 109L106 107H108L109 108V110H108V108H107V111H108V113H107V111H106V109L104 110L105 112H106V114H105V112H102V110H100V109H102V107ZM112 108H111V107ZM116 106V107H115ZM128 106V107H127ZM170 106V107H169ZM177 106H178V109H176L177 108ZM18 107H19V109H18ZM25 107V108H24ZM27 107V108H26ZM34 107V110H32V108ZM56 107V108H55ZM115 107V108H114ZM130 107V108H129ZM223 107V108H222ZM28 108H31V109H29L28 110ZM51 108H53L54 110H56L57 108V110L56 111H53V109H51ZM60 108V109H59ZM98 109V110H95V109ZM113 108H114V110H113ZM116 108L118 109V110H116ZM121 108L123 109V111L121 110ZM126 108H127V111H126ZM129 108V109H128ZM242 108V109H241ZM25 109L26 110H28V111H25ZM37 109V110H36ZM38 109L41 111L42 110V112H40L41 114H39L40 115V117L42 116V118L43 119H40V117L38 118V113H37V111H38ZM48 110V112L47 111H45V110ZM125 109V110H124ZM131 109V110H130ZM187 109H189V110H187ZM222 109V110H221ZM225 109V110H224ZM15 110H19L18 111V113L20 112V114H19V117H21V115L25 118V119H23V117H21L20 119H21V121H20V119H19V117H18V122L20 121V124L19 123H17V126L19 127V130H17L16 132H15V137H14V139H16V140H19V141H16V140H14L13 139V141L9 144L8 143V140H7V138L5 137V134L7 133L8 134V131H9V128H10V130H12V128L14 127L13 125H11V123H14L13 122V119H14V117H13V112L12 111H14V113L16 112ZM31 110H32V112H31ZM36 110V113L37 114H35V111ZM95 111V112H93V111ZM119 110H121V111H119ZM129 110H130V112H129ZM175 110H176V115H175ZM260 110V111H259ZM44 111L45 112H47L46 113V115H47V117L46 116H43L45 113H44ZM62 113H61V112ZM96 111H98L100 114H98V112H97V114L98 115H96ZM125 111H126V114L127 113H129V114H127L128 116H124V114L123 113H125ZM164 111V112H163ZM171 111V112H170ZM174 111V112H173ZM185 111H186V113H185ZM225 111V112H224ZM21 112H22V114H21ZM27 112V113H26ZM56 112H60L62 115H57L56 117H57V120H51L52 119V117L54 118V115H56L57 113ZM93 112V113H92ZM102 112V113H101ZM116 112V113H115ZM131 112H134L133 113V115H132V117H131ZM161 112H162V114H161ZM166 112H169V113H166ZM230 112V113H229ZM250 112V113H249ZM29 114V113H32L30 116L29 115H26V114ZM33 113H34V116H33ZM95 113V114H94ZM120 113V114H119ZM121 113H122V115H121ZM164 114H165V116H164ZM169 114H170V116H169ZM210 114V115H209ZM10 115V116H9ZM36 115V116H35ZM49 115V116H48ZM92 115L94 116H97L96 117V119H95V116H94V119H93V117H92ZM101 115V116H100ZM164 117H163V116ZM208 115V116H207ZM233 115V116H232ZM244 115H245V117H244ZM32 116H33V118H32ZM100 116V117H99ZM175 116V117H174ZM227 116V117H226ZM28 117V118H27ZM30 117H31V119H33L32 121L33 122H31V123H29L31 120H30ZM37 117V119H35L34 120V118H36ZM45 117V118H44ZM55 117V118H56ZM121 117V118H120ZM126 119H125V118ZM131 117V118H130ZM155 117V118H154ZM157 117H158V119H157ZM162 117L164 118V119H162ZM208 117V118H207ZM210 117V118H209ZM236 117H237V120H236ZM241 117V118H240ZM50 121V123L48 122V120ZM116 118V119H115ZM119 118V120H117ZM11 119V120H10ZM24 121H23V120ZM28 119L30 120V121H28ZM38 119H40V121L38 120ZM98 119V121L96 122V120ZM121 119H123V120H121ZM124 119H125V121H128V124H127V122H125L124 121ZM128 119V120H127ZM155 119V120H154ZM157 119V120H156ZM173 121H172V120ZM175 119V120H174ZM203 119H204V121H203ZM209 119V120H208ZM211 119H212V121H211ZM241 119V120H240ZM27 120V121H26ZM37 120V123H35L34 121H36ZM42 120V121H41ZM46 120V121H45ZM89 120H91V121H93V124L94 125H92V123H91V121H89ZM95 120V121H94ZM114 120H116V121H114ZM162 120V121H161ZM165 120V121H164ZM207 120V121H206ZM6 121V122H5ZM38 121H39V123H41L42 125H43V128L41 127L42 125L41 124H39V126L37 125L38 124ZM54 121V122H53ZM113 121H114V123H113ZM120 121H121V123H120ZM133 122V123H131V122ZM158 121V122H157ZM224 121H226V122H224ZM228 121V122H227ZM231 121V122H230ZM236 121V122H235ZM22 122V123H21ZM27 122H28V124H27ZM48 122V123H47ZM90 122V123H89ZM174 122V123H173ZM204 122V123H203ZM209 122V123H208ZM211 122H213V123H211ZM219 122H220V120H219ZM234 122V123H233ZM249 122V123H248ZM262 122V123H261ZM10 123V124H9ZM26 125V126H24V124ZM35 123V124H34ZM54 123H56L55 125H54ZM87 123V124H86ZM98 123V124H97ZM122 124V130H121V128H120V124ZM124 123V124H123ZM155 123H156V125H155ZM159 123V124H158ZM207 123V124H206ZM211 123V124H210ZM252 123V124H251ZM22 124V125H21ZM32 124V125H31ZM45 124V125H44ZM48 124H49V127H48ZM88 124H89V126H88ZM95 124H96V126H95ZM114 124V125H113ZM115 124H116V126H115ZM126 124V125H125ZM135 125V127H134V125ZM169 125V126H167V125ZM172 124H173V126H172ZM231 126H230V125ZM246 124V125H245ZM34 125V126H33ZM37 125V126H36ZM50 125H52L51 127H55V129H51L50 128ZM130 125V126H129ZM162 125H163V127H162ZM205 125L207 126L206 128H204L205 127ZM211 125H213V126H211ZM229 125V126H228ZM242 125V126H241ZM11 126V127H10ZM20 126H21V129H20ZM27 126H29V127H27ZM31 126H32V128H31ZM37 128H36V127ZM46 126V127H45ZM89 127V128H84V127ZM118 126H119V128H118ZM124 126V127H123ZM127 126V127H126ZM159 126V127H158ZM8 127V128H7ZM25 127V129H26V127L29 129H23ZM41 128V130L43 129L44 131L46 130L47 131V133L46 132H44L43 130H42V133H43V135L41 134V132H38V131H40L39 130V128ZM45 127V128H44ZM48 127V128H47ZM95 127V128H94ZM97 127V128H96ZM134 129H133V128ZM157 127V128H156ZM173 127V128H172ZM211 127H213V128H211ZM228 127V129H226ZM251 127V128H250ZM31 128V129H30ZM34 128H36V129H34ZM50 128V129H49ZM114 128H116V129H113ZM125 128V129H124ZM127 128H128V130H127ZM137 128V129H136ZM171 130H170V129ZM259 128V129H258ZM16 129H18L17 127H16ZM22 129H23V133L24 132H26L27 134H23L22 133ZM32 129H33V131H35V133H36V135L35 134H33V135H31V132H33L32 131ZM83 129V130H82ZM84 129H85V131H84ZM91 129H93V130H91ZM118 129V131H117V133H119L120 135H121V137H120V135L119 134H117L116 135V130ZM210 129V130H209ZM31 130V131H30ZM82 132H81V131ZM88 130V131H87ZM91 130V131H90ZM125 130V131H124ZM127 130V131H126ZM141 130V131H140ZM159 130H161L160 132H159ZM202 130H200V131H202ZM229 130V131H228ZM243 130V131H242ZM30 131V132H29ZM37 131V132H36ZM90 131V132H89ZM108 131V132H107ZM123 133H121V132ZM124 131V132H123ZM137 131V132H136ZM169 132V134H168V132ZM2 132V133H1ZM19 133V135H18V133ZM28 132H29V134H28ZM81 132V133H80ZM88 132V134H86ZM111 132V133H110ZM126 132V133H125ZM140 132V134H138ZM227 132V133H226ZM241 132H243V133H241ZM34 133V132H33ZM44 133H46V134H44ZM50 133V134H49ZM83 133V134H82ZM107 133V134H106ZM110 133V134H109ZM112 133H114V134H112ZM167 133V134H166ZM222 133V134H221ZM234 133H236V134H234ZM253 133V134H252ZM3 134V135H2ZM41 136H40V135ZM48 134H49V136H48ZM81 134L82 135H87V136H81ZM131 136H130V135ZM165 134H166V136L168 137V139L166 138V136H165ZM226 134H228L229 136H227ZM21 135V136H20ZM25 135V136H24ZM26 135L28 136V138L26 137ZM38 135L42 138V141H43V138L44 139H46V140H44L42 143H41V141L39 142V146L37 145V141L36 140H39V139H41L40 137H38ZM47 137H46V136ZM112 135H114L113 137H111ZM123 135V136H122ZM129 135V136H128ZM169 135V136H168ZM230 135L233 137V136H235V139L238 141V143H239V145H238V148L240 147V149H238V151H240V152H238L237 154L238 155H236V160H235V163H237L236 161H240L239 163H237V164H239V166L236 164V172L238 171L239 172V170H240V172L238 173L237 172V174H234V175H236V177L238 178V180H236V177L233 175V177H234V183H235V187H237V189H239V192H236L237 190H235V193L236 194H234L235 196V198H237L238 196H240L241 194H243V195H245V199H243V201H242V203H243V206L242 207H240L238 210V213L236 214V213H234V212H232V213H230V217H228L229 219L230 218H232V220H231V222L233 223V225L231 226L232 228V230H229V232H227L226 233V230H225V228H223V226H219V224H221L222 222H221V220H222V218L220 219V216L221 215H219L220 214V212H219V210L217 209V208H219L218 207V205H219V203H218V183L220 182H218V180H221V177L223 176L222 174V172H224L225 170H226V167H227V164H228V162H227V156H228V151H226V150H228L229 148H227L226 149V147H228V146H230V145H228V144H230V142H229V137H230ZM240 135V136H239ZM19 138H18V137ZM24 136V137H23ZM30 136L32 137L31 139H33L35 136V138H37V139H33V140H31L30 139ZM45 136V137H44ZM109 136V137H108ZM119 138H118V137ZM133 136V137H132ZM250 136V137H249ZM255 136V137H254ZM261 136V137H260ZM22 137V138H21ZM107 139H106V138ZM114 137H116L117 139H119V140H121L122 139V137H123V141H124V143H123V141L121 142V141H119V140H116ZM128 137H129V139H128ZM137 137V138H136ZM26 138V139H25ZM108 138H110V139H108ZM130 138H132V140L130 139ZM139 138V139H138ZM166 138V139H165ZM225 138V139H224ZM254 138H256V139H254ZM24 139V141L27 143H25L24 142V144H23V141L22 140ZM135 139V140H134ZM137 139V140H136ZM241 139V140H240ZM263 141H262V140ZM21 140V141H20ZM27 140V141H26ZM30 140H31V142H30ZM84 142H83V141ZM109 140H110V142H109ZM111 140H114L113 142L111 141ZM117 142H121V143H123V145L120 143V146L121 147H119V143H117ZM140 140V141H139ZM4 141V142H3ZM15 141V142H14ZM33 141V142H32ZM46 141V142H45ZM104 141V142H103ZM106 141H108L107 143H106ZM132 141V142H131ZM166 141V142H165ZM172 141V142H171ZM253 141V142H252ZM14 142V143H13ZM17 142H18V144H17ZM21 142V143H20ZM36 142V143H35ZM114 142H115V144H117V145H115L114 144ZM129 142V143H128ZM173 142V143H174ZM221 142V143H220ZM244 142V143H243ZM260 142V143H259ZM32 143H34V144H32ZM103 144V143H105V145H106V147L108 148L109 147V145L110 146H112V144L115 146L114 148H113V150L111 151V149H109V148H112V147H109L108 149H105L106 147H103V146H105V145H99V144ZM110 143H112V144H110ZM132 143V144H131ZM159 143H163L162 145L160 144L159 145ZM12 144V145H11ZM20 144L21 145H23L24 146V148L27 150H24V149H21V150H19L20 149ZM40 144H42L41 146H40ZM108 144V145H107ZM125 144H127V145H125ZM219 144V145H218ZM222 144V145H221ZM224 144V145H223ZM241 144H243V145H241ZM18 145H19V147H18ZM27 145V146H26ZM29 145H30V147H29ZM31 145H35V146H32L31 147ZM131 145H133V146H131ZM136 145V146H137ZM157 145H158V147L159 148H156L157 147ZM227 145V146H226ZM250 145H252V146H250ZM23 146H21L22 148H23ZM38 146V147H37ZM81 146H82V144H81ZM81 146H79V147H77V148H75L74 149V151H72V153H71V155H70V161L71 162H75V163H77V161L79 160V157L81 156V154H79V153H82V147ZM100 146L102 147V148H104L103 149V151L106 153V151H107V153L104 155V152L102 151V148H100ZM118 148H117V147ZM250 146V147H249ZM35 147V150L33 149ZM40 147V148H39ZM125 147V148H124ZM165 147V148H164ZM222 147V148H221ZM249 148V149H246V148ZM262 147V148H261ZM27 148H31L32 149V151H31V149H27ZM132 148H131V150H132ZM221 148V149H220ZM38 149V150H37ZM78 149H80V152H79V150ZM115 149H116V152H115ZM118 149V150H117ZM130 149V148H129ZM219 149V150H218ZM28 150H29V152H28ZM75 150H77V152L75 151ZM121 150V151H120ZM126 150H128V151H126ZM251 150V151H250ZM18 151V152H17ZM21 151H22V153H21ZM24 151H26V152H24ZM35 151V152H34ZM126 151V152H125ZM164 151V152H163ZM245 151H247L246 153H245ZM26 153V154H24V153ZM109 152H113V154L112 153H109ZM121 152V153H120ZM128 152H129V154H128ZM162 154H161V153ZM17 153H20V155H22V156H19ZM75 153H78V154H76V155H78V158H76V159H74L73 160V158H71L73 155H75ZM99 153V154H98ZM103 153V154H102ZM116 153V154H115ZM219 153V154H218ZM221 153V154H220ZM225 153V154H224ZM227 153V154H226ZM239 153H241V155L239 154ZM28 154V155H27ZM30 154V155H29ZM40 154H41V150L39 151V153H37L34 157H36V160L38 159V156H40ZM102 154V155H101ZM111 154H112V158H110L111 157ZM123 154H124V157H123ZM243 154V155H242ZM247 154H248V157H247ZM250 154H251V156H250ZM253 154V155H252ZM259 154V155H258ZM17 156L18 157V159H17V161H15L14 162V159L15 158H17V157H15V156ZM24 155V156H23ZM74 156V158L75 157H77V156ZM97 155H99V156H97ZM107 155H109V156H107ZM162 155V156H161ZM218 155V156H217ZM223 155V156H222ZM226 155V156H225ZM240 155V156H239ZM29 156H32L31 157V159H30V157ZM129 158H128V157ZM156 156V157H155ZM216 156V157H215ZM260 156V157H259ZM20 157V158H19ZM26 157H28L27 159H26ZM104 157H106V159L104 158ZM127 157V158H126ZM154 157V158H153ZM162 157V158H161ZM213 157H215L214 159H213ZM218 157V158H217ZM222 157V158H221ZM237 157H238V160H237ZM247 157V158H246ZM262 157V158H261ZM10 158V159H9ZM102 158L103 159H105L106 160V162H108V164L106 163V162H104L105 160H102ZM115 158V159H114ZM156 158V159H155ZM240 158H241V160L242 159H244V160H240ZM250 158V159H249ZM112 159H113V161H112ZM211 159L212 160H214V163L211 161ZM35 160V161H36ZM73 160V161H72ZM107 160H109V161H107ZM111 160V161H110ZM151 160V161H150ZM158 160H160V161H158ZM216 160V161H215ZM249 160H250V162H249ZM27 161V162H26ZM32 161V162H31ZM34 161V163H36ZM121 161V162H120ZM128 161V162H127ZM244 161V162H243ZM102 162H104V163H102ZM132 162V163H131ZM158 162V163H157ZM225 162H226V165H225ZM245 162H246V164H245ZM27 163V164H26ZM33 163V164H34ZM128 163H130V164H128ZM222 163V164H221ZM249 163V164H248ZM28 165V166H31L30 168L27 166V167H25V173H24V175H23V177H24V179H23V181H22V178H21V180H19L18 181V185H19V189L17 188V190H18V194L19 195H22L23 194V192L25 191V189H26V187L28 186V183H29V177H26V176H28V174H30V171L29 170H31L32 168H33V166L35 165ZM97 164H99L98 166H97ZM101 164L103 165H106L105 167H104V165L103 166H101ZM115 164V165H114ZM149 164V165H148ZM160 164V165H159ZM211 164H212V166H211ZM259 164V165H258ZM7 165V166H6ZM112 165L115 167H112ZM144 165H145V167H144ZM158 167H157V166ZM241 165V166H240ZM243 165V166H242ZM246 165V166H245ZM97 166V167H96ZM129 166H131V167H129ZM136 166H140V167H137L136 168ZM151 166V167H150ZM250 166V167H249ZM8 167V168H7ZM10 167H11V169H10ZM134 167V168H133ZM149 167V168H148ZM213 167V168H212ZM223 167H224V170H221V169H223ZM241 167V168H240ZM242 167H244V168H242ZM27 168H29V170H28V174H27ZM96 168V169H95ZM98 168V169H97ZM99 168H100V170L101 171H99ZM102 168V169H101ZM110 168H113V170L112 169H110ZM121 168V169H120ZM147 168V169H146ZM153 168V169H152ZM158 168V169H157ZM238 168H240L239 170H237ZM112 170V171H110V170ZM134 169V170H133ZM139 169V170H138ZM156 169V170H155ZM219 169V170H218ZM9 170H11V171H9ZM96 170L97 171H99V173L98 174H95L96 173ZM102 170H103V172H102ZM117 170V171H116ZM120 170V171H119ZM133 170V171H132ZM137 170V171H136ZM140 170H141V172H140ZM145 171V173H148L149 175H150V177L148 176V174H145L144 173V171ZM211 170V171H210ZM248 170V171H247ZM109 171V172H108ZM153 171V172H152ZM216 171H219V173L218 172H216ZM244 171V172H243ZM261 171V172H260ZM7 172H9V173H7ZM94 172V173H93ZM106 172V173H105ZM221 172V173H220ZM235 172V173H236ZM7 173V174H6ZM116 173V174H115ZM144 173V174H143ZM252 173V174H251ZM25 174H26V176H25ZM94 174V175H93ZM101 174V175H100ZM107 174V175H106ZM114 174V175H113ZM140 174V175H139ZM211 174V175H210ZM214 174V175H213ZM217 174V175H216ZM242 174V175H241ZM244 174V175H243ZM246 174V175H245ZM255 174V175H254ZM4 175H5V178H4ZM91 175V176H90ZM99 175V176H98ZM110 175V176H109ZM118 175H119V177H118ZM145 175V177L146 178H144L143 176ZM147 175V176H146ZM7 176V177H6ZM30 176V175H29ZM92 176H96V177H93V178H91ZM114 176H115V178H114ZM139 176V178H137ZM213 176V177H212ZM215 176V177H214ZM239 176V177H238ZM108 177V178H107ZM111 177V178H110ZM252 177V178H251ZM113 178H114V180H113ZM141 178V179H140ZM211 178V179H210ZM213 178V179H212ZM217 178H218V180H217ZM223 178V177H222ZM249 178V179H248ZM260 178V179H259ZM28 179V180H27ZM88 179V178H87ZM107 179L109 180V181H107ZM116 179H117V181H116ZM123 179V180H122ZM259 179V180H258ZM94 180H97V181H94ZM110 180H113V181H110ZM120 180V181H119ZM129 180V181H128ZM141 180H142V182L144 183V182H146V183H141ZM145 180V181H144ZM217 182H216V181ZM240 180V181H239ZM261 180V181H260ZM25 181V182H24ZM93 183L91 186H88V185H90V183L91 182ZM211 181V182H210ZM215 181V184L216 185H211L213 182ZM237 183H236V182ZM22 182V183H21ZM24 182V183H23ZM27 182V183H26ZM97 182V183H96ZM107 182V183H106ZM127 182V183H126ZM138 182V181H137ZM189 182V181H188ZM89 183V184H88ZM96 183V184H95ZM113 183H114V185H113ZM116 183H118V184H116ZM241 183H243V184H241ZM22 184V185H21ZM24 184V185H23ZM80 184V185H81ZM85 184V185H84ZM97 186V188L95 187V185ZM121 184V185H120ZM138 184H141V186L142 187H140V185H138ZM143 184V185H142ZM188 184V183H187ZM239 185V187L237 186V185ZM83 185L85 186V187H83ZM103 185H104V187H103ZM116 185H118V186H116ZM126 185H127V187H126ZM207 185V186H206ZM248 185H249V188H248ZM2 186V187H1ZM23 186H26V187H23ZM100 186V187H99ZM107 186V187H106ZM139 186V187H138ZM203 186V187H202ZM205 186V187H204ZM211 186V187H210ZM213 186V187H212ZM216 186H217V188H216ZM18 187V186H17ZM20 187H21V189H20ZM23 187V188H22ZM80 187V186H79ZM94 187L96 188V189H94ZM102 187H103V189H102ZM113 187V189H111ZM115 187V188H114ZM215 187V188H214ZM251 187V188H250ZM253 187V188H252ZM260 187V188H259ZM94 189V193L92 192L93 191V189ZM134 188V189H133ZM141 190V192H140V190ZM212 188V189H211ZM241 188H243V189H248V190H250V191H248V190H246V191H244L243 189H241ZM137 189V190H136ZM236 189V188H235ZM23 191L22 193H21V191ZM99 190V191H98ZM104 190V191H103ZM110 190H112V191H110ZM177 190V191H176ZM182 192H181V191ZM212 190V191H211ZM216 191V193H215V191ZM4 191V190H3ZM88 191V192H87ZM102 191V192H101ZM106 191V192H105ZM206 191V192H207ZM85 192H87V193H85ZM109 192H111V193H109ZM113 192V193H112ZM133 192V193H132ZM143 192V193H142ZM246 192V193H245ZM17 193H16V196L14 197L15 198V200L14 199H12L11 200V202H10V200H9V202L11 203H9L10 204V206L8 205L7 207H6V210L8 211H6V213H4L5 215H8V216H4L5 218H4V220H1V222H0V237H1V234H2V230L3 229H5L6 227L5 226H7V225H5L7 222L6 221H8V219L10 218L9 216L11 215V213H12V211L14 210V206L15 205H13V204H15L17 201H18V199L21 197V196H19V195H17ZM80 193H82V195L80 194ZM90 193V194H89ZM91 193H92V195L94 194L95 195V197H94V195L92 196L91 195ZM97 193V194H96ZM98 193H99V196H98ZM181 193H182V195H181ZM214 193V194H213ZM254 193V194H253ZM257 193V194H256ZM86 194V195H85ZM87 194L89 195V196H87ZM112 194V195H111ZM115 194V195H114ZM127 194V195H126ZM216 194V195H215ZM237 194H239L238 196H237ZM253 194V195H252ZM85 195V196H84ZM100 195H102V196H104L105 197V195H108L107 197H103L102 198V196H100ZM110 195V196H109ZM178 195H181L182 197L181 198H183L182 200H177V198H176V196H178ZM253 197H252V196ZM19 196V197H18ZM98 196V197H97ZM129 196V197H128ZM217 196V197H216ZM84 197H85V199L87 200V201H84ZM99 197H101L100 198V200H99ZM196 197H198V198H196ZM216 197V198H215ZM79 198V199H78ZM95 198V199H94ZM98 198V199H97ZM190 198V199H189ZM239 198V197H238ZM252 200H251V199ZM76 199H77V201H76ZM89 199H91V200H89ZM186 199V200H185ZM198 199H199V201H198ZM213 199V200H212ZM261 201H260V200ZM80 200V201H79ZM93 200H94V202H93ZM97 200V201H96ZM124 200H125V202H124ZM177 202H176V201ZM206 200V199H205ZM248 200V201H247ZM13 201V202H12ZM96 201V202H95ZM143 201V202H142ZM174 201V203L172 204L171 202H173ZM211 203H210V202ZM259 201V202H258ZM83 202V203H82ZM99 202V203H98ZM147 202H148V204H147ZM179 202V203H178ZM185 202V203H184ZM189 202V203H188ZM87 203V204H86ZM90 203V204H89ZM93 203H95V204H93ZM102 203V204H101ZM175 203H176V205H175ZM181 203V204H180ZM183 203V204H182ZM250 203V204H249ZM263 203V204H262ZM81 204H82V206H81ZM83 204H85V205H83ZM100 204V205H99ZM126 204V205H125ZM193 204V205H192ZM199 204V205H198ZM204 204H205V202H204ZM207 204V203H206ZM215 204V205H214ZM216 204H218L217 206H216ZM247 204V205H246ZM97 205L99 206V207H97ZM124 205V206H123ZM174 207H173V206ZM188 206V208H187V206ZM210 205H212V206H210ZM258 205H260L259 207H258ZM13 206V207H12ZM86 206V207H85ZM149 206V207H148ZM185 206V207H184ZM198 206H200L199 208H198ZM203 206V205H202ZM215 208H214V207ZM11 207V209H9V208ZM91 207V208H90ZM92 207H94V208H92ZM130 207V208H129ZM171 207H172V209H171ZM212 207V208H211ZM217 207V208H216ZM244 207V208H243ZM257 207V208H256ZM8 208V209H7ZM85 210H84V209ZM97 208V209H96ZM100 208V209H99ZM135 208V209H134ZM146 208H149V210H148V212H147V210H146ZM180 208V209H179ZM194 208V209H193ZM204 208V207H203ZM243 208V209H242ZM13 209V210H12ZM99 209V210H98ZM104 209V208H103ZM187 209V210H186ZM191 209V210H190ZM211 209V210H210ZM217 209V210H216ZM83 210H84V213H83ZM199 210V211H198ZM202 210H203V212H202ZM214 210H216V212L214 211ZM178 211V212H177ZM247 211V212H246ZM11 212V213H10ZM96 212H98V213H96ZM186 212V213H185ZM189 212V213H188ZM215 212V213H214ZM219 212V213H218ZM235 212H236V210H235ZM86 213H85V215H86ZM94 213V214H93ZM96 213V214H95ZM125 213V214H124ZM132 213V214H131ZM145 213V214H144ZM147 213H149L148 214V216H144V215H146ZM213 213H214V216H213ZM216 213H218V214H216ZM10 214V215H9ZM77 214V215H78ZM186 216H185V215ZM200 214V215H199ZM215 214H216V216L217 217H215ZM89 215H92L91 217H89ZM122 215V216H121ZM140 215H142L143 217L141 218V216ZM150 215V216H149ZM172 215V216H171ZM219 215V216H218ZM250 215V216H249ZM183 216H184V218L185 219H183ZM213 217V219L211 218L210 219V217ZM248 216V217H247ZM251 216H253V217H251ZM8 217V218H7ZM81 217V216H80ZM79 217V218H80ZM91 218V219H88L87 220V218ZM95 217V218H94ZM121 217V218H120ZM128 217V218H127ZM135 217V218H134ZM148 217H150V218H148ZM207 217V218H206ZM246 217V218H245ZM83 218V217H82ZM122 220H120V219ZM132 218V219H131ZM140 218V220L138 221V219ZM149 220H148V219ZM248 218V219H247ZM7 219V220H6ZM85 219H84V221H85ZM124 219V220H123ZM197 219V220H196ZM205 219V220H204ZM220 219V220H219ZM116 220L117 221H119L120 220V223L118 222V225H117V222H116ZM130 220V221H129ZM142 220H144V221H146V222H144V224L146 223L147 224V226H146V229H145V226H143V222L142 223H140V221H142ZM194 220V221H193ZM218 220H219V222H221V223H218ZM238 220V221H237ZM85 221V222H86ZM90 221V222H89ZM137 221H138V223H137ZM212 221H214V222H212ZM84 222V223H85ZM115 222V223H114ZM122 222V223H121ZM134 222V223H133ZM136 222V223H135ZM178 222V223H177ZM180 222V223H179ZM205 222V223H204ZM93 223V222H92ZM168 223V224H167ZM212 223V224H211ZM218 223V224H217ZM250 223V224H249ZM263 223V224H262ZM115 224L117 225V228L115 229ZM135 224V226H133ZM136 224L137 225H139V226H136ZM145 224V225H146ZM179 224V225H178ZM194 224V225H193ZM215 225V227H217V228H215V227H213L214 225ZM240 224H241V226H240ZM85 225H87L86 223H85ZM200 225V226H199ZM252 225V226H251ZM150 226V227H149ZM179 226V227H178ZM209 226V227H208ZM251 226V227H250ZM110 227H111V229H112V232H111V229H110ZM129 227V228H128ZM138 227H140L139 229H137ZM141 227H143L142 228V230H141ZM153 227V228H152ZM178 228V229H180V230H178V231H181L180 232V234L181 235H183V236H181V237H185L186 238V242L188 241V243H187V245H186V248L185 249H183V251H179V248H177V251H176V249H174L175 247H173L168 241H166V239L168 238V236L167 235H169L170 236V234L174 231V230H176L175 228ZM211 227H212V229H211ZM241 227V228H240ZM134 229V231L133 230H131V229ZM174 228V229H173ZM196 228H198V229H196ZM202 228V229H201ZM213 228H214V230H213ZM239 228V229H238ZM253 228V229H252ZM129 229V230H128ZM137 229V230H136ZM144 229V230H143ZM149 229H150V231H149ZM200 229V230H199ZM221 229V230H220ZM223 229V230H222ZM128 230V231H127ZM132 231V234L129 232V231ZM146 230V231H145ZM172 230V231H171ZM186 230V231H185ZM208 230H210V231H208ZM211 230H213V231H211ZM225 230V231H224ZM251 230V231H250ZM143 231V232H142ZM148 231L149 232H151V233H148ZM198 231H200V234H198L199 232ZM205 231V232H204ZM222 231V232H221ZM111 234H110V233ZM126 232H127V234H126ZM136 232V233H135ZM137 232H138V234H137ZM144 232H145V234H144ZM147 232V233H146ZM197 232V233H196ZM203 232V233H202ZM211 232V233H210ZM216 232V233H215ZM252 232V233H251ZM129 233V234H128ZM133 233H135V234H133ZM142 233V234H141ZM179 233V232H178ZM210 233V234H209ZM240 233V234H239ZM108 234V235H107ZM147 234H149L148 236H147ZM152 234V235H151ZM179 234V235H180ZM194 234H195V236H194ZM197 234V235H196ZM228 234V235H227ZM123 235V236H122ZM125 235H127V236H125ZM135 235H136V237H135ZM137 235H139L138 237H137ZM144 235V236H143ZM163 235V236H162ZM199 235V236H198ZM222 235V236H221ZM128 236H129V238H128ZM142 236V237H141ZM146 236L148 237V238H146ZM151 236V237H150ZM153 236V237H152ZM167 236V237H166ZM244 236V237H243ZM247 236V237H246ZM125 239H124V238ZM132 237V238H131ZM144 237V238H143ZM191 237V238H190ZM195 237V238H194ZM221 237H222V241H221ZM246 237V238H245ZM110 238H107L108 239V242H109V240H110ZM121 239V240H119V239ZM142 240V241H140V239ZM145 238H146V240H145ZM150 238V239H149ZM194 238V239H193ZM105 239V238H104ZM117 239H118V241H117ZM128 239V240H127ZM138 240L140 241V242H138ZM144 240H145V243H144ZM195 240V241H194ZM107 240H105V243H107L106 242ZM121 241H122V243H121ZM148 241V242H147ZM142 242V243H141ZM146 242H147V244H146ZM168 242V243H167ZM192 242V243H191ZM116 243V244H117ZM130 243V242H129ZM165 243V244H164ZM235 243V244H234ZM140 244H138V245H140ZM147 246H146V245ZM192 244V245H191ZM217 244V245H216ZM258 244V245H257ZM125 245V246H126ZM140 245V246H141ZM216 245V246H215ZM143 246H141V248L143 247ZM259 246V247H258ZM123 248H120V251H119V253L120 252H122L123 251ZM126 248L127 247H125V249H124V251L126 250ZM144 248H142L143 250H144ZM211 248V249H210ZM257 248V249H256ZM256 249V250H255ZM149 250V251H148ZM123 251V252H124ZM186 253H185V252ZM235 251V252H234ZM247 251H249V252H247ZM122 252V253H123ZM215 252V253H214ZM211 253V254H210ZM234 253V254H233ZM117 256H118V253L116 254ZM116 255H114V256H116ZM235 255V256H234ZM100 256H103V258L106 260V258L107 257H105L104 255H99V257L97 256L96 258L98 259L99 258V260H101L99 263L100 264H104L105 263V260L101 257L100 258ZM113 256V257H114ZM116 256V259H118L119 260V258ZM187 256H189V257H187ZM234 256V257H233ZM113 257H108L109 258V260H106V261H108V262H106L105 264H114L115 263V258H113ZM187 257V259L185 260V258ZM217 257V258H216ZM244 257V258H243ZM107 258V259H108ZM193 260H192V259ZM215 259V261H214V259ZM233 258V259H232ZM243 258V259H242ZM96 259V261H98ZM104 261H103V260ZM110 259L112 260V261H110ZM115 259V260H114ZM210 259H212V260H210ZM153 260V261H152ZM249 260V261H248ZM94 261H95V259H94ZM93 261V262H94ZM96 261H95V263H88V264H99V263H96ZM102 261L104 262V263H102ZM242 261V262H241ZM247 261V262H246ZM253 261V262H252ZM92 262V261H91ZM111 262V263H110ZM113 262V263H112ZM115 264H117V260H116V263Z\"/></svg>","mask_w":264,"mask_h":264}]
</instances>
